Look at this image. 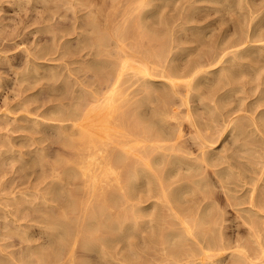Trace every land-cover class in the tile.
Segmentation results:
<instances>
[{"label":"bare ground","instance_id":"bare-ground-1","mask_svg":"<svg viewBox=\"0 0 264 264\" xmlns=\"http://www.w3.org/2000/svg\"><path fill=\"white\" fill-rule=\"evenodd\" d=\"M26 1H28V0H25L24 4H20L19 7H21V5L27 6ZM61 1L62 0H60L59 3H61ZM89 1L90 0H82L81 4L87 6L88 4L91 3ZM91 1H93V0H91ZM102 1H99V2L104 3ZM121 1L122 0H118L117 2H115V3H117V5H115V6H108V8L106 7V9H107V11L105 10L106 12L103 10L104 14H105V15L103 14L105 16V18L101 17L103 19L102 20L103 22L100 20L102 22V23H99L100 27H96L95 30H93L94 32L92 31V33H98V36L100 34V35L104 36V37L102 36L103 38L107 37L106 39H109L108 43H109V41H110V43L108 45H110L112 47V49H110V51H107V52H110V55L112 56L110 58L111 59L113 58L114 60H109V58L107 57L109 54L108 55L104 54L108 58L107 60H104V61L94 58L97 54H100V56L102 54V53H100L103 50L102 49L103 47H101L102 41L100 40V38L98 41L92 40V38H90V39H88V42L86 41V39L84 40L86 42H83L84 43V49L85 50L88 49V52H86L84 55H88V57L93 56L91 59L85 60V62L83 61V59H80V61L82 60V62L86 63V66H87V68L85 66V68L87 70L85 71L84 76H85L86 80H87V78L90 79V77L93 78V82H96L95 84H97L96 87L94 86L96 89L93 88L94 90H92V88H91V92L86 93L87 96H85V93L83 94V92H82V96H81V94L79 96L78 93L80 91L78 92L77 91L78 89H74V88H76V87L79 88L80 86H82V84L85 83L84 79L83 80H81V79L65 80V81H63L62 85H61V83L59 84L61 86H57L58 88H54L55 90H59V91L62 90L63 91V90H67L68 88H70L72 86L71 88L77 92V97L75 96V97H71L68 99L75 101L77 103L78 107H76L75 102L72 106H70L73 102V101L71 102V100H70V103L68 102L70 104L69 105L70 107H65L68 105V104L65 105L66 102H65V104H62V102H61V104L58 103L57 105L55 103V105L49 107L50 112H51V118L50 119L52 121L56 122L54 124L41 122L40 120H38L36 118L37 115H35L36 117H31L28 110H26V112L24 114H21L18 116H16V115L14 116L13 115L14 113L9 112V111H6V112L0 111L1 112L0 113V119H4V120H0V130H1V127L7 128V125L12 124V126H14L15 128H18V130L22 129V132L24 130L27 133L30 132V134H31V133H34V131L38 130V132L40 133L41 131L39 129L43 125L44 128L46 127V128H50V129L55 130L54 133L56 132L55 134H57V135H55L57 137V140H55L56 138L54 139L55 142L59 141L60 144L63 145L65 148L67 147V149L70 147L68 149V153L70 156H68V158L65 157V162L62 164L63 175L65 172L64 170H66L68 172V176L66 177L67 181H65V179H62V181L64 180L63 182H64V185L66 184V188L68 185H71V187H74L73 188L74 190L72 189L69 192H67V194L65 193L66 197L59 200L58 199L59 197H56L57 195L55 196V194H54L55 189L53 188L54 186H57V187L61 186V185H59V183L61 182L60 179L58 180V181H60L58 184H56V181H55V178H57L56 177L57 172L55 173L56 169H54V166H52L53 168L50 170V172L52 171L54 173L51 176V178H49L45 174V172H46L45 170H47V169L43 170L42 169L43 166L39 165L41 167V172L39 170L40 174L37 177L38 179L37 178H35V179L44 183V185L43 184L42 185L45 186V188H44L45 190L43 189L44 192L42 194L40 192V194H39L40 196L37 195L39 197V198L37 197V199L40 200V199L46 198L52 204L53 203L57 204L55 208L58 207L59 209H66V210L71 211V212H78V214L76 213V215H73V216H77V215L79 216V213H80L79 217L71 218L70 217L71 213H68L70 215H67V213L65 211V213L67 215L66 216L65 213L61 214V212H63V210L59 211L56 209L57 212H60V216H62L61 219H57V217L54 214H51L50 211L47 212L49 209L47 211L46 210L38 211V208L36 206L32 207L33 204H30V207H29V209L32 208V210L28 211V208H27V211L25 210L26 212L24 210H23L24 212H22L21 210L14 209V207H13L14 210L11 208V210H13L11 214H13V213L15 215L17 214L18 216H16V217H18V218L20 216H23L24 220L28 216H31V218L29 219V220H31V219H33V217H34V219H37L39 216H41V214L45 215L44 220L41 218L42 217L41 216V217H39L40 220L38 219V221H39V223L42 222V220L45 221L42 224L40 223L41 225H44L46 223V224L53 226L52 229L54 231L49 229L50 232L52 231V233L49 234L47 231V235H46V239H48L47 238L48 236L52 237V238L50 237L48 239L49 241L52 239V241L49 242L47 240L50 243L49 246H51V248L48 245H47L48 246L47 247L46 243H44V244L47 248H49L48 252H46V251L43 252L40 249H35V247L38 248L39 244H37V246H34L31 248V245H34L35 243L34 244L30 243L31 244L30 245L28 243V239H27V244H29L30 246L28 245L26 247L29 250H31V249L33 250V248H34L35 254H34V251L32 254L30 253L31 255L28 253L29 256L24 257V259L21 258V260H19V262L16 261L18 258L16 260L12 259L11 257H7L5 259V257H6V256H4L5 254L0 255L1 257L3 256V258H4L3 259L0 257V264H14L15 262H16L15 264H119L117 262V259H116L117 256H119L121 258V260L123 261L124 264H145L141 260V255L139 254V251L137 248V246H138L137 239L139 237L138 233H139L140 229L142 230V228H141L142 225L140 226L139 224H142L140 222L143 218L149 219V222H148L149 224L147 223L148 219L146 220V223H147L146 226H148L150 229L149 232L147 231L148 233L145 232V233H147L146 235L143 234L140 237L141 240L143 241L145 249L150 248V246H152V244L155 242L160 243V235L163 236L161 234V232L164 231V230H162L163 228L161 229L162 230L161 231L160 227L164 226V228H165V226H167V225H163V223L165 224L166 222H168V221H165V217H167V216H169L170 218H171V216H173V217L174 216H191V217H189V219L190 218H192V220L198 219V221H200L203 225H206L207 232L208 231L209 232L207 233L204 229H203V231L201 229V231H200L201 235L199 234L198 238L194 237V240H197V242H194V244L195 245H197V244L201 245L202 244V246H200L201 249L197 248V246H195L193 243H192V245L187 244L188 240H190V237L193 238L195 233H194L193 229H192V231H193L194 235L192 234L191 231H190L191 233L188 232L189 229L185 225V220L182 217L181 218L178 217V218H180L179 223L181 225H184L187 228V229H185L186 233L183 230H181L182 227L180 229L177 227H175L174 229H169L168 235L171 234L174 238L175 237L176 238H175V240L171 241L170 243H168V241H167V244H165L166 245L165 247H168V246L171 247V248L168 247L169 249L167 248V250H172V253L175 256L183 255L185 253V251L188 252V255L190 254L189 258H191L190 261L187 260L188 261L187 263H189V264H208L209 261H207V259L210 258L211 255L204 254V252H203L204 255L202 254L201 255L202 258L200 259L199 258L200 256H198L201 254L200 251L203 249H206V250L213 249L214 250L215 248L217 250L218 247L223 246V245H221V243L224 244L222 232L221 233L219 232L217 225H216L217 226L216 231L214 228L212 229V227H215V226H211L210 223L212 222V225H214V223H213V221L210 220V217L209 218L207 217V216H212L211 217V219H212L213 216H214V218H215V216L216 217L221 216L220 215L221 213H219L218 209L214 205H211L213 198H212V195H211V197L209 195H210L212 190H210L209 188H208L209 190H206L207 188H205V187L209 184L206 181L210 178L209 176H211L213 174L214 176L213 175L211 176V177H213V179H214V177L218 178V180H220V181L226 179L229 182L232 181V183H233V181L237 182L239 180L238 178H242L243 174H241L242 171L239 170V172H237V173H239L241 175V177H238L240 175L237 173H234L232 171L233 168H231V166L232 165L234 166L235 165L234 163H236V162L233 163V160H235L237 158L236 160L238 161V158H239V156H237V157L234 156V158H235L234 159V158H232L233 156L232 157L230 156L232 154L233 148H232V151H230L231 154L229 152L230 155H228V156H225L226 154L225 155L222 154V152H225V151L220 152V154H222L221 157L217 156L218 153H216V152H215V154H213V150L216 147V146L214 147L216 140H212L211 136L212 135L214 136V134H223L224 136H222V137L225 138L227 136V139L229 138V136H232L233 140L236 138L237 139L238 138L243 139L244 136L246 137V135H248L250 127H251V130H250L251 133H253V134L259 133L260 137L263 136V133H264V75H262V72L259 73L260 70L258 67H256L257 64L253 65L254 68L251 64H253V62H255V61L264 60V43H262L264 40V31H263L264 29L262 30V28H264V24L262 23L263 22L262 19L259 21L255 20V17H256L255 15H258V12H260L259 15H261V16L264 15V8H262L263 6H260L257 8L256 7H249L248 8V4H247V5H245V6H247L246 7L247 11H245L246 10L245 7L243 9V6H241L245 0L244 1L243 0H230L229 1V4H230L229 7L230 8L236 7V8L241 10V7H242V12L240 10H238V12L240 11L239 12L240 17L237 16V18L239 17V20H240V18L244 19V17L246 16L245 13L248 14V25L246 24L247 26L243 28L244 25L242 24V22H244V21L241 20V22H240L238 20L241 23L240 24L241 27L236 25V23L233 24L234 26L236 25L239 27L237 29V31H234L235 32L234 36L236 35V37L231 35V38L227 39V36L230 37V35H228L227 32H226V36L221 35V34L220 35L217 34L219 36L218 37L216 34H214L218 38L210 41V37H209V39H208L210 41L209 46H208L209 48L204 50V51L202 50L201 52H200V50H201L202 46L199 48L200 45H198V43L195 40V42L197 43L196 46L198 45V52L196 49H195L196 51L194 49L193 50H194V52H197L198 55L196 53L195 54L196 56L194 55V57L192 58L191 55L194 54V52H192V54H191V52L189 51L191 54L189 56H191V58L189 57L184 62L183 61L181 62L180 59H173L172 58V56L175 54L174 52L181 51L182 49L177 50V48H178L177 46L179 45V44L177 45V43L179 42V40L177 42L176 38L178 39L179 37H178V35L174 36V34H175V32L173 33L174 29L171 28L173 25L171 27L169 26L171 18L169 19V17L166 16V15H169V14H166L167 12L166 13L163 12L164 8H162L163 10H162V12H160V26H162L164 29L160 31L158 28V30L160 31V34L167 35L169 40L167 39L168 41H164L160 44L157 43L160 47L159 48L160 52H157V53L155 52L156 54H154V52H153V54L150 53L151 50L154 51L155 48H153V46L151 44H147V38L150 37L149 39H151L152 36L154 37L155 36L154 30H156V29H154L153 32H151L149 28H148L149 30H146L148 26L146 25L147 27H145L144 24H147L148 22H145L144 24L142 23L144 28H145V31H144L145 34L141 33V30H143L144 28L142 27L140 22H143L145 19H148L149 17L156 18V20H158L157 16L155 15L156 17H154L153 15L156 14L157 7H159L160 5L156 6V11L154 9H152L153 12H151V13L149 12L148 17H147L148 13H146L142 16V13H140V12H144L143 9H145L146 6L149 7V4H151V2L155 1L157 4V3H159V0H157V1L156 0H124L125 1V2L123 1L124 5L121 3ZM169 1L170 0H168L167 2H169ZM173 1H172V3H174ZM185 1H187V0H184V2ZM189 1L190 2L194 1V5H195L196 1H199V2H201V1L205 2L206 1V2H209V4H211V3L214 4V2H216V3L218 2L219 4L221 3L220 5H222L224 2H226L228 0H188L187 2H189ZM221 1H224V2H221ZM251 1L252 0H250V3H251ZM11 2H13V1H11ZM14 2L16 3V1H14ZM30 2L32 4L31 0H30ZM51 2H47V8L48 9H51L50 6H48V3H50V5L54 4V2L52 4H51ZM113 2L110 1V3L114 5L115 3H113ZM119 2L122 5H119ZM66 3L64 2L61 4H66ZM76 3H77V1H76ZM93 3H94L93 5H95L94 1H93ZM100 3H98V4H100ZM172 3L170 2V6L173 5ZM183 3H181L180 4L181 6H179L178 8L181 9V7L183 6ZM201 3H203V2H201ZM201 3H199V4H201ZM246 3L247 2L245 1V4ZM9 4L11 5V3H9ZM98 4L96 6L99 7ZM163 4L167 5L166 1ZM186 4L187 3H184V5H186ZM203 4L209 5L207 3H203ZM212 4L210 6H212ZM17 6H18V4H17ZM55 6H56V3H55ZM55 6H53V7H55ZM63 6H65V5H63ZM74 6H76V5H74ZM96 6H92V8L96 7ZM173 6H175V5H173ZM191 6L192 5L190 3V7ZM195 6H192V7H195ZM199 6L201 7V5H199ZM214 6H216V4ZM219 6L217 8H219ZM225 6H227V5L225 4L224 6H220V8L224 9ZM89 7H91V6H89ZM147 7H146V9H147ZM161 7H160V11H161ZM185 7L187 8L188 6H185ZM190 7H188V10L191 9L192 14L194 13L193 12L194 10H197L199 8V7H196L194 9V8H190ZM0 8L2 9L1 6H0ZM97 8H94L93 11L91 10L92 12L89 11L90 14L91 15L93 13L99 14L98 12L101 10H100V7L98 9ZM167 9H165V10L167 11ZM169 9L171 10V9H173V7L169 8ZM169 9H168V11H169ZM174 9L176 10L177 8L174 7ZM175 10L170 11L171 14ZM199 10H200V8H199ZM217 10H219V9H217ZM217 10L215 9L212 11L217 12ZM225 10H227V9H225ZM177 11H179V10H177ZM102 12H100V13H102ZM180 12H185V11H182V9H181ZM219 12H220V10H219ZM223 12H224V10H223ZM226 12H224V13H226ZM218 13H216V14H218ZM224 13H222L223 16H224ZM230 13H231V11H230ZM90 14H89V16H90ZM134 14H136V15H134ZM177 14H179V13L177 12ZM177 14H176V16H177ZM187 14H188L187 18H184V16L182 17L180 15H179V18L182 17L181 18L182 21H183V18L186 19L187 23H188L189 22L188 18L190 17V13H187V11H186L185 15H187ZM207 14H208V11H207ZM93 15H95V14H93ZM93 15H92V17L94 18L95 16H93ZM126 15L128 16V18L126 17ZM133 15L136 18L133 17ZM145 15L147 18H145ZM181 15H183V14H181ZM235 15H237V14H235ZM89 16H88V18H89ZM118 16L119 17L121 16L120 21H118L119 19L117 20ZM171 16L172 15H170V17ZM229 16L231 17L232 15H229ZM86 17H87V15H86ZM123 17H125V18H123ZM213 17H214V14H213ZM215 17H216V15H215ZM93 18H90V19H92V21L90 20V22H93V20H95ZM218 18H221L219 14H218ZM234 18H236V16ZM39 19H42V17ZM43 19H46V17L45 18L43 17ZM134 20L140 21V22H137V26L139 25L138 23H140L139 28L137 26H135L134 24H132L133 22H136ZM150 20H152V19H150ZM174 20H176V18H174ZM54 21H53V23H54ZM176 21H178V20H176ZM205 21H207V19L202 21V22H205ZM217 21H219V20H217ZM221 21H224V20H221ZM157 22H155V23L157 24ZM184 22H186V21H184ZM184 22H182V23H184ZM239 22H238V24H239ZM155 23H151V24L153 25ZM174 23H175V21H174ZM182 23H181V25H182ZM187 23H184V25H186ZM232 23H234V22H232ZM172 24H173V21H172ZM38 25H40V24H38ZM38 25H36V26H38ZM52 25L53 24H51V26ZM133 25L136 28H134ZM148 25H150V23H148ZM202 25H204V30H205L210 25V22L203 23ZM213 25H214V23H213ZM215 25H217V24H215ZM1 26H2V23H1ZM54 26H55V24L52 26V28L56 29L57 25L55 27ZM154 27L155 26L153 25L152 28H154ZM156 27H157V25H156ZM43 28H45L44 30H49V29H46V26ZM43 28L41 30H43ZM52 28H50V29L53 30ZM137 28H138V30H136ZM191 28H193V26ZM1 30H2V28H1ZM51 30H50V32L52 33V35H55V34H53V31H51ZM175 30H176V28H175ZM195 30H197V28H194L193 31H195ZM223 30H225V29H223ZM60 31H61V29H60ZM17 32H18V30H17ZM46 32L47 31H45V33ZM75 32H76V30H75ZM137 32H139V33H137ZM197 32L200 33L199 31H197ZM201 32H202V30H201ZM205 32L206 31H204L202 34H204ZM19 33L20 32H18V34ZM207 33H208V31H207ZM207 33H205V34L207 35ZM216 33H218V32H216ZM123 34H125L124 37L128 34L129 37H131L135 40V43H136V39L139 40L138 44H140V41L143 42V40L141 38L144 37L146 43L144 42L143 46H144V44H146L145 45L146 48L144 49V47H142L144 50L142 48H141L142 50H140V48H139V50H137V49L134 50L135 48L134 49L129 48L128 45L126 46V42H125L126 40L122 36ZM139 34L141 35V37ZM13 35H14V33H13ZM40 35L41 34H39V36ZM52 35H51V37L53 38L54 36H52ZM143 35H145L146 37ZM157 35H159V34L156 33V36ZM192 35H193V33H192ZM206 35H205V37H207ZM209 35H211V34H209ZM201 36H203V35H201ZM216 36H214V37H216ZM232 36H233V38H232ZM11 37H13V36H11ZM129 37L126 36V39ZM157 37H155V38L157 39ZM3 38H1L0 45L3 44V43L1 44V42H3L2 41ZM48 38H50V37H48ZM54 38H56V36ZM131 38H129V39H131ZM155 38H154V40H156ZM196 38L197 37H195V39ZM201 38L202 37H200V39L199 38L198 39L201 40ZM42 39H43V36H42ZM94 39H96V38H94ZM149 39H148V41H149ZM192 39H193V37H192ZM90 40H92V41H90ZM106 41L107 40H105V42ZM127 42H128V40H127ZM129 42H132V40L131 41L129 40ZM142 42H141V46H142ZM158 42H160V41H158ZM173 42H177L176 45H174ZM202 42L204 43L205 41L202 40ZM53 43H54V41H53ZM53 43H51V46L52 45L54 46ZM71 44H73V43H71ZM106 44L107 43L103 44L102 46H105ZM138 44H136V45H138ZM157 44H155V45H157ZM6 45H8V44H6ZM9 45L11 46L12 44H9ZM46 45L40 46L39 47L40 49H37L38 52L36 51V53H33V52L32 53L36 54L38 56L37 53H39V50L45 51L44 53L40 52V54H43L46 57V53L51 50L49 48L50 45L49 46L48 45L46 46ZM149 45H151L152 47L150 46V48H153V49H149ZM10 46H8V49L12 48ZM100 47H101V51H100ZM13 48L15 49V47H13ZM56 48H58V46ZM105 48H106V46L104 47V50H105ZM182 48L185 49V47H182ZM187 48H189V47H187ZM5 49L4 48L2 49V46H1V50H5ZM32 49H33V47H32ZM147 49H149V51H147ZM252 49L253 50L256 49V50H254L252 52L251 51ZM53 50H54V48H53ZM61 50H62V48H61ZM80 50L83 51V48H81ZM104 50H103V53H104ZM30 52H31V50H30ZM54 52H55V50H54ZM62 52H65V50ZM248 52H250V53H248ZM51 53H52V51H51ZM80 53H82V52L79 51V54ZM245 53H248V55H246ZM26 54L27 55H24L25 60L27 59V56H29V54H30L28 50L26 51ZM31 54H30V56H31ZM79 54H78V56H79ZM244 54H245V56H244ZM47 55H48V53H47ZM176 55H178V54H176ZM179 55H181V54L179 53ZM1 56L2 55L0 54V58L3 57V56L2 57ZM49 56H50V54H49ZM175 56H173V57L175 58ZM9 57H8V59H9ZM49 58H51V57H49ZM76 58H77V56H76ZM6 59H7V56H6ZM10 59L13 60L12 55H11ZM29 60H27V62H25V64H27V69L31 70L30 71L31 73L29 72V74L31 75V78L34 80L35 77L32 76V72L34 71L33 67L36 68V65L38 63H36V65H34ZM31 60H32V58H31ZM45 60L47 61V62L45 61L46 64L50 61L47 59H45ZM5 62H8V61L6 60ZM12 62L13 61L10 60L9 63H12ZM34 62H39V60L38 61L34 60ZM0 64H1V62H0ZM4 64H5L4 67L7 66V63H4ZM32 64H33V66H32ZM11 65H14V64H11ZM39 65H40V63H39ZM50 65H52V64H50ZM8 66H9V64H8ZM53 66L54 65H52V67ZM262 67H264V65ZM9 68H8V70H9ZM23 68L25 69L24 66H23ZM13 69H11L12 74H14L16 76ZM5 70H6V68H5ZM26 70H24V72ZM54 70H57V67L56 68L54 67ZM71 70L73 71V69H70V71ZM52 71L53 70L51 69V66H50L48 75L54 77L55 71H53V72ZM59 71H60V69H59ZM59 71H58V73H59L58 75H56L54 78L52 77L53 78L52 81L55 79L54 81L56 82L57 77L59 75L63 74V72L60 74ZM67 72H69V71H65L66 74H68ZM252 72H254V73H252ZM7 73H5V74H7ZM9 73H11V72H9ZM22 73H23V71H22ZM22 73L20 72L19 76H20V79L22 81H24L29 76H28V74H26L28 72L23 73V74ZM46 73L47 72H45V74ZM65 73H64V75H65ZM18 74H19V72H18ZM70 74L71 73L69 72L68 76ZM61 76H63V75H61ZM68 76H67V78H68ZM249 76H251V77H249ZM36 78H38L37 80H39V77H36ZM49 78H51V77H49ZM154 78L160 79V80L157 81ZM7 79L9 81V78H7ZM54 81H53V83H54ZM49 82H51V81L49 80ZM156 82L160 83L159 84L160 89H158L159 87L155 88L156 86H154V85L157 84ZM0 83H1V80H0ZM245 84H247L250 87V89H252L253 91H254L255 87H256V89L257 88L259 89L257 92L254 91L255 93H257V96L254 99H252L254 101H252V102L250 101V103H248V104H244V102H243V101H245L244 98L247 99V96L249 97V95H247L249 93L246 92L247 93L246 94L244 92V89H243V87H244L245 90H248V89H246L247 85L245 87ZM47 85L45 88H47ZM49 85H52V83ZM72 89H71V91H72ZM75 91H74V93H75ZM143 91H145V92H143ZM147 91L149 94L160 99V100L157 99L160 101V104H159L160 107L158 106L159 108L150 105L152 108V113L154 110L153 107L156 108L155 110L157 112H158L157 109L160 110L159 111L160 113L158 114V115H160V119H158V122L157 121L152 122L153 121V119H152V121H150V122H152L153 124H151V127H149V125H148V127L146 128L144 126V124H142V125L140 124V122L142 123L141 120H143V119L140 120V117H141L140 115H138V116H140L139 117L140 122L138 124H137L138 119H136L138 117H136V118L133 117L132 121L135 119L137 121L136 122L134 121V123L131 122L130 121L131 117H129L128 111L131 108L133 109V106H135L134 103H132L135 99L132 100V102H131V97L133 96L134 98L135 97L137 98L138 94L136 92H138V93L143 92V94H144ZM19 92H22V91L20 90ZM85 92H86V90H85ZM24 93H25V91H24ZM230 93L235 94V95L230 96ZM60 94H62V93H60ZM65 94H67V92ZM21 95H22V93H21ZM21 95H20V97H21ZM74 95H76V94H74ZM135 95H137V96H135ZM193 95L196 96V100H198L202 104L201 105L202 108L207 109L206 112H207V114H209L208 118L204 117V115H205L204 111H203L204 115L200 114L202 112H199V113L197 112L198 114H200L198 116L196 113V110L199 111L197 109V107L190 105V103H192L194 101ZM140 96L142 97V94ZM140 96H139V98L142 99ZM144 96H146V98H144L146 100L147 94L146 95L144 94ZM251 97L252 96H250V98ZM66 98H67V96H66ZM80 99H85V101L83 100V103H82V101L81 102L79 101ZM140 99H138V100H140ZM205 99L208 100L207 103H209V101L212 103V108L208 107V106H210V103L207 105L206 103L202 102ZM58 101H60V100H58ZM78 101H79V103H78ZM140 101L137 102L135 108H137V107H139V105H141ZM24 102H25V100H24ZM143 102H144V100H143ZM232 102H234V103H232ZM130 103H132V105ZM146 103H148V102H146ZM157 103H156V105H157ZM74 105H75V107L73 109ZM144 105H145V103H144ZM130 106H131V108H130ZM5 107H8V105ZM5 107H4V109H5ZM21 107H19V108H21ZM141 107H142V105H141ZM10 108H11V106H10ZM258 108H260V109H258ZM20 110L22 111L23 109H20ZM47 112H48V109H47ZM53 112H55V115H56V113L58 115H56V116L53 115V116H55V117H53L52 116V114H54ZM236 112H239L241 114L239 116H236V115H234ZM9 114L10 115L12 114V116H10ZM132 114H135V113L132 112ZM135 115L137 116V114H135ZM153 115L156 116L155 113H153ZM46 116L47 115H45V117ZM144 116H146V115H144ZM128 117H129V119H128ZM202 119H205V120H202ZM182 120H184L185 123H183ZM237 121H238V123L241 121H243L245 123H242V125L239 126L238 123L236 124ZM21 123H23V124L21 125ZM139 124L141 125V129L139 128V126H136ZM183 124L187 125L186 129H189V132H191V134L194 135V136L192 135L193 137H191V135H189L190 138H192V141H190V143H188V145H186L187 141L183 138L184 133H185V132L183 133V131H182L183 130L182 127H184ZM143 126H144V128H142ZM137 127L139 128L140 131H138ZM242 127H245L244 128L245 130ZM247 127H249V128L246 131ZM11 128H10V130H11ZM15 130L16 129H12L11 131L15 132ZM18 130H17V132H18ZM6 131H7V129H6ZM48 131H50V130H48ZM42 132H44V131H42ZM146 134H147V136H146ZM150 134H151V136H150V140H149L147 138L149 137ZM0 135L2 136L1 133H0ZM186 135H188V134H186ZM249 135H251V134H249ZM8 136H10V135H8ZM29 136L27 135V137H29ZM31 136H34V134H32ZM43 136H44V134H43ZM259 136H256V138H260ZM22 137L25 138V136H22ZM39 137H41V136H39ZM5 138L6 137L4 136V140H5ZM36 138H38V137H36ZM213 138L217 139L216 137H213ZM13 139H17V138H14V136H13ZM32 139H34V138H32ZM222 139L220 142H222ZM237 139H236V141L240 140V139H238V140ZM19 140L20 139L18 138V142H19ZM44 140H42V141H44ZM153 140H155V141H153ZM233 140H230V142H233ZM261 140H263V139L261 138ZM22 141H23V139H22ZM29 141H31V140L29 139ZM225 141L226 140L224 139L223 142L225 143ZM6 142H7V140L5 141V143ZM133 142H135L137 144L140 143V144H139V146H137V144L134 143L136 145L135 146L136 148L133 146L134 148L129 149L130 144ZM150 142H152V143H150ZM230 142L228 141V143H230ZM245 142L248 143L247 141H245ZM245 142L243 141L244 144H245ZM226 143H227V141H226ZM260 143H262V141ZM3 144H4V142H3ZM189 144H191L195 148L193 149V147L192 146L190 147ZM252 144H251V146L253 147L254 145H252ZM262 144H263L262 146H264V143H262ZM10 145H12V144L9 143V146ZM39 145H40V143H39ZM232 145H234V144L232 143ZM232 145L230 144L231 147H232ZM241 145L239 146V144H238L237 147L241 150V152L242 151L244 152L243 154H245V152L252 151V150L248 149V146L246 147L247 149H242L244 147H243V145L242 146ZM245 145H247V144H245ZM260 145H258L259 148L257 146H255V147H257L260 150V148H262V146L260 147ZM16 146H14V147L16 148ZM54 146H56V145H54ZM21 147H23V146H21ZM0 148H1V146H0ZM17 148H16V150H17ZM257 148L253 149L254 152H252V155L254 154V156H256L255 155V149H257ZM4 149L6 151L5 145H4ZM24 149L26 150V148H24ZM13 152L14 151H12V153ZM17 152L19 153V151H17ZM30 152H32V151H30ZM153 152H155V154H153ZM226 152H227V150H226ZM4 153L5 152L3 151V153H2L3 156H4ZM20 153L22 155V152H20ZM145 153H147V154H145ZM192 153L194 155H192ZM2 154L0 153L1 157L4 158L2 156ZM40 154H42L41 151H40ZM14 155H15V153H14ZM151 155H153V156L151 157ZM238 155H241V154L238 152ZM246 155H248V153H246ZM249 155H250V153H249ZM22 156H20V158H17V159H22ZM42 156H44V155L42 154ZM147 156L150 158H148ZM222 156H224V157H222ZM251 156H248L249 158H247V159L253 160L254 164L257 165L258 162H256V160L254 158L251 159L250 158ZM36 158L38 159V157H36ZM198 158H200V161L197 163L196 159L198 160ZM242 158H243V156H242ZM256 158L258 159L257 156H256ZM244 160H245V158H244ZM261 160H263V161H261ZM1 161H3V159ZM18 161H20V160H18ZM25 161H27V160H25ZM239 161H240V159H239ZM257 161H259L261 163L263 162L262 164H264L263 158L262 159L259 158ZM14 162H16V161H14ZM247 162L248 161L246 160V163ZM248 164H249V162H248ZM254 164H250V165H252L254 167ZM262 164H260V165H262ZM0 165H2V164L0 163ZM60 165H61V163H60ZM136 165L137 166L141 165V166L137 167ZM154 165L157 167L160 166V169L156 168V169H159L157 172H156V169L154 171L152 169V167ZM23 166H25V165H22V167ZM235 166H237V165H235ZM257 166L255 169H257ZM0 167H2V166H0ZM50 167H51V165H50ZM261 167H263V166H261ZM261 167H260V170H261ZM23 168L25 171V167H23ZM44 168H46V167H44ZM47 168H49V167H47ZM59 168L61 169V167H59ZM181 168L184 170L182 171ZM235 168H234V170H235ZM238 168H241V164L238 165L236 169H238ZM249 168H247V169L249 170ZM2 169H3V167H2ZM119 169H121V170L117 171ZM247 169H246V171H247ZM242 170H244V169H242ZM260 170H259V172H260ZM15 171H17V170H15ZM159 171H160V174H159ZM250 171L253 172L252 169ZM19 172H22V171L20 170ZM255 172H257V171H255ZM46 173H49V171ZM254 173H253V176L258 175V174H254ZM263 174H262V176H263ZM244 175H246V173H244ZM249 175H250V172H249ZM249 175H248V177L250 178L251 176H249ZM48 176H50V175H48ZM206 177H207V179H206ZM255 177H257V176H255ZM60 178H62V177H60ZM172 178L176 179V180L174 179L175 182ZM179 178H181V179H179ZM246 178L247 177L245 176V179L244 180L242 179L243 182H245V180L248 181ZM263 178H264V176H263ZM261 179H262V177H261ZM26 180H27V178H26ZM181 180L183 181V183L182 184L180 183L181 184V185L179 184L180 186L174 185V184H177V182L181 181ZM252 180L254 181L255 179H253V177H252V179L249 180V181H251V184L253 182ZM239 181H241V180H239ZM261 181L259 182L260 184H261ZM263 181H264V179H263ZM123 182L124 183L126 182V184L124 185ZM217 182H219V181H217ZM35 184H36V182H35ZM223 184H224V182H223ZM36 185H34V186H36ZM40 185H41V183H40ZM136 185H138V188L136 187V189H135ZM241 185H242V182H241ZM41 186H38V187H40L39 190L36 187H35L36 189H34L32 187V189L36 190L35 195L37 193H39L38 191H41L40 189L43 188V186L42 187ZM196 186L198 189L196 188ZM199 186H200V189H199ZM252 186H253V184H252ZM203 187L205 188L206 192H204ZM218 187H220L221 189H224L222 182H220ZM256 187H259V186H256ZM261 187L263 188V186H261ZM261 187H259V189ZM59 188H61V187H59ZM63 188H64L63 190H65V187H63ZM201 188H203V189L201 190ZM67 189H71V188H67ZM239 189H240V187H239ZM57 190L60 191V189H57ZM57 190H56V192H57ZM61 190H62V188H61ZM63 190H62V193H59V194L63 195V192H66ZM192 190H195L196 193L198 190H200L199 191V194H200L199 197L197 195L198 193L194 195L193 194L194 191H192ZM231 190H232V187H231ZM246 190L247 189H245L244 192ZM30 191H32V190H30ZM228 191H230V189ZM260 192L262 193L261 189H260ZM189 193H191V194H189ZM246 193H248V194L247 195L245 194V197H244L245 199L244 198L239 199L238 197H237L238 199L236 198L237 203L234 202L235 198H233L234 201L232 200V203L233 202L235 203V204L233 203V206L239 205V204L244 205L245 204L244 202H246L248 204V207H246L244 209L242 207L241 210L239 209L240 207H238V209L242 213L244 212L246 214V216H248L247 218H249V216H251V217L254 216V219H255V217L264 219V197L262 195L256 194L257 192H255V188L248 189L246 191ZM258 193H259V191H258ZM30 194H31V192H30ZM234 194H235V191H234ZM23 195L25 196V193H23L22 197L20 196V198H23ZM153 195H154V197L156 195V197H157L156 199L159 200V202H157V201L156 202L159 205L156 202L152 203L149 205L151 207V209H149L148 207H145V206H142L139 204L140 202L143 203L145 200H148L147 199L148 197H150V198H151V196L153 197ZM206 195H208L209 198H212L210 205H209V202L206 203L207 201L205 202V204L200 203V200L201 199L203 200L204 196H206ZM61 196H60V198H62ZM28 197L29 196H26V198H28ZM26 198L24 197L25 201L23 200V204L26 202V200H27ZM3 199H4V196H3ZM12 199L15 200V198L13 196H12ZM198 199H200V200L198 201ZM228 199L231 200L232 198L229 197ZM20 200H22V199H20ZM205 200H207V199H205ZM224 200H227V199H224ZM32 201L34 202V200H32ZM3 202H5V201L3 200ZM27 202H26V204H27ZM42 202H40V203L42 204ZM55 202H58V203H55ZM37 204H38V202H37ZM3 205H5V203ZM226 205H228V204H226ZM6 206H8V203H6ZM10 206H12V204H10ZM78 206H82L81 209L77 208ZM156 206L160 207V208L157 207L158 209L156 208L157 211L160 210V212L156 211V209H155ZM18 207H20V209H21L20 204L19 205L17 204V208ZM110 207L111 208L118 207V208H120V210L114 212V214H113L112 211L108 209ZM22 208H26V206H22ZM51 208H52V206L50 207V209ZM53 208H54V206H53ZM1 209H2V207H1ZM153 209H154V212H153ZM213 209L215 212L213 211ZM3 210L4 209H2V212H3ZM148 210H150V211L148 212ZM211 210L214 212L213 214H210V212H212ZM239 210L237 211L238 213L240 212ZM208 211H209V214H208ZM0 212H1V210H0ZM241 212L239 213L240 215H241ZM38 214H39V216H38ZM53 215L56 217V219L53 217ZM1 216H3V214ZM25 216H27V217H25ZM35 216H38V217L35 218ZM163 216H165V217H163ZM169 217L167 219L169 220V222H171L172 219H169ZM6 218H8V217H6ZM18 218L16 220H18ZM21 218L22 217H20L19 219L22 220L23 218L22 219ZM43 218H44V216H43ZM52 218L54 220H52ZM217 218L219 220L221 219L219 217H217ZM244 218H246L245 215H244ZM34 219L31 221H37ZM252 219H251V221H253ZM29 220H27V222ZM38 221H37V223H38ZM144 221H142V222H144ZM188 221H190V220H188ZM222 221L223 220H221L220 222H222ZM254 221H256V219ZM246 223H247V221H246ZM259 223L260 222H258V224ZM2 224H5V221H3ZM13 224H14V222H13ZM215 224H216V222H215ZM256 224H254V225H256ZM49 225H48V227H50ZM173 225H175V224H173ZM208 225L211 226L210 229H212L213 232L209 229ZM14 226L15 225H13L12 228ZM253 226L251 225V229ZM259 226H255L254 229L256 230V228ZM5 227H6V225H5ZM19 227H21V226H19ZM19 227L17 226V229ZM15 229H16V227L13 229H8L7 231L13 230L14 232L7 233L8 237H7V235L5 237L11 238L12 235L13 236L16 235L15 231L17 229L16 230ZM5 230H6V228L4 229L3 232L0 231V233L1 234L4 233ZM146 230H148V229H146ZM249 230H250V227H249ZM259 230H261V228L257 230L260 233ZM17 231H19V230H17ZM21 231H19V232H21ZM210 231H211V233H210ZM203 232L204 233L206 232L208 235H206V233L204 234ZM22 234H23V231H22ZM24 234H26L28 236L27 233H24ZM254 234H256V233H254ZM17 236H19V235H17ZM0 237H1V235H0ZM2 237L5 239L3 234H2ZM72 237H73V239H71ZM258 237H261V233H260V236H258ZM7 238H6V240H7ZM13 238H15V236ZM24 238L25 237H23L22 239H24ZM27 238H29V236ZM261 238H263V237H261ZM163 240H164V237H163ZM257 240H259V239H257ZM25 241L26 240H23V242H25ZM246 241H247V239H246ZM11 242L14 243L13 240L10 241V243ZM18 242H19V239H18ZM5 244H6V242H5ZM5 244L3 243V245H5ZM41 244H43V243H41ZM256 244H258V243L256 242ZM0 245H2V244H0ZM77 245H78V247H77ZM199 245H198V247H199ZM239 245H240V243H239ZM243 245H244V243H242V245H240V246H243ZM11 246H14V245H11ZM19 246H22V245H19ZM23 246H24V244H23ZM185 246L187 247V249L185 248ZM248 246H249V244H248ZM2 247H4V249H6L5 248L6 246H2ZM2 247L0 246V251L3 249ZM24 247H23V249H24ZM224 247H226V246L224 245ZM44 248L45 247H43V249ZM47 248H45L44 250H46ZM77 248L78 249L81 248L83 250L82 253H85V252L94 253L96 260L95 261H93V260L89 261V259H87L88 257H86V255L84 258H86L87 260H85V259L80 260L75 255L76 251H78ZM252 248H254V246H251L252 251L246 247V249L244 248L243 250L237 251L236 253L231 252L228 254H230V256L235 259V260L233 259L234 260L233 262L237 263V264H264V243L259 242V244L257 245L256 248H254V249H252ZM28 249H27V251H28ZM75 249H76V251H75ZM25 250H26V248H25ZM25 250H24V252H25ZM11 251H12V249H11ZM18 251H16V252L19 253ZM27 251L25 253H27ZM66 251H67V253L64 255V253ZM79 251H81V250H79ZM151 251H152V249H151ZM13 252H11V253H13ZM207 253L210 254V252H207ZM32 255H34V258H32ZM74 255L76 256L77 259H75ZM170 255H169V257H170ZM184 255H186V257H188L187 253ZM55 257L57 258V260L54 259L55 261H51V259H53ZM196 257H198V258H196ZM8 259H11V260L8 262ZM174 259H175V257H174ZM145 261H147V260L145 259ZM147 262L149 264V261H147Z\"/></svg>","mask_w":264,"mask_h":264},{"label":"rangeland","instance_id":"rangeland-1","mask_svg":"<svg viewBox=\"0 0 264 264\" xmlns=\"http://www.w3.org/2000/svg\"><path fill=\"white\" fill-rule=\"evenodd\" d=\"M11 1H13V2H11ZM14 1H16V3L14 2ZM23 1V2H22ZM24 1L25 0H0V6L2 7V9L0 8V41H1V38H3L4 36V38L2 39V41L3 42H1V44L2 45H0V54L3 56H1L2 58H0V62H1V64H0V75L2 76H0V80H1V83H0V85L3 87H1L0 86V111L1 112H6V111H9V112H12V113H14L13 115L15 116H18V115H21V114H24L25 112H26V110H28L29 111V113H30V116L31 117H36L35 115H37V119L38 120H40L41 122H45V123H49V124H54V123H56V122H54V121H52L50 118H51V112H50V109H49V107H51V106H53V105H55V103H56V105L59 103V104H61V102H62V104H65V102H66V104L65 105H67V106H65V107H70V106H72L73 104H74V102L75 101H73V100H71V99H68V98H71V97H77V92L74 90V89H78L77 91L79 92L78 93V95L80 96V94H81V96H82V92H83V94L85 93V96H87V94L86 93H88V92H91V88H92V90H94V89H96L95 87H96V85L97 84H95L96 82H93V78L92 77H90V79L89 78H87V80H86V78H85V71L87 70L86 68H87V66H86V63H84L85 62V60H88V59H91L92 57H88V55H84L86 52H88V49H84V43L83 42H88V39H90V38H92V40H96V41H98L99 40V38H100V40L102 41V45L103 44H105V43H107L105 46H106V48H105V50H104V47L105 46H102L101 45V47H103L102 49L104 50V53H103V50H102V52H100V53H102L103 55L105 54V55H108L107 57L109 58V60H114L113 58L111 59L110 57H112L111 55H110V52H107V51H110V49H112V47L110 46V45H108L109 43H110V41H109V43H108V40L109 39H106V38H103L104 36L103 35H100L99 34V36H98V33H92V31L93 30H95V28L96 27H100V24L99 23H102L103 21V19L102 18H105V14H104V11L106 10L107 11V9H106V7L108 8V6H115V5H117V3H115V2H117L116 0L114 1V0H93L94 2H95V5H93L94 3H93V1H89V2H91L90 4H88L87 6H85V5H82L81 3H82V0H62L61 1V3H66V4H61V3H59V1L58 0H31L32 1V4H31V2H30V0H28V1H26V3H27V6L26 5H21V7H19V5L20 4H24ZM69 1V2H68ZM76 1H77V3H76ZM79 1V2H78ZM99 1H102V2H104V3H100ZM110 1L111 2H113V3H115L114 5L113 4H111L110 3ZM124 0H122L121 1V3L124 5V2H123ZM157 1V0H156ZM165 1H166V3H167V5L169 6H167L166 4H163V3H165ZM168 0H159V3H157L156 4V2L155 1H153V2H151V4H149V7H147V9H146V7H145V9H143V11L145 12H140V13H142V16L144 15V14H146V13H148L147 14V17H148V15H149V12L151 13V12H153V10L152 9H154L155 11H156V6L158 5H160L159 7H157V12H156V14H154L153 16L154 17H156L157 16V19L158 20H156V18H152V17H149L148 19H143L144 21L143 22H140L139 20L137 21V20H134V21H136V22H133L132 24H134L135 26H137V22H140L141 23V25H142V27L144 28V26L145 27H147V29L146 30H149L150 29V31L151 32H153V30L154 29H156V30H154L155 31V36L152 38L151 37V39H149V38H147V44H151L152 46H153V48H155L154 49V51L153 50H151V52L150 53H152L153 54V52H154V54H156L157 52H160V47H159V45L158 44H160V43H162V42H164V41H168L169 39H168V36L167 35H163V34H160V31L161 30H163L164 28L162 27V26H160V12H162V8H164V11L163 12H167L166 14H169V15H166V16H168L169 17V19L171 18V20H170V27L171 28H173L174 30H173V33L175 32V34H174V36H177L178 35V39L176 38V40H177V42H178V40H179V42L177 43V42H173L174 43V45H176V43H177V50H181V51H176V52H174L175 54L173 55V56H175L176 54H178V55H176L175 56V58L172 56V58L173 59H180L181 60V62L183 61H185L186 59H188L189 57L191 58V56H192V58L194 57V55L198 52V45H200L199 46V48L201 47V50H200V52L203 50H206V49H208L209 47V42L211 41V40H214V39H217L219 36L218 35H225L226 36V32H227V34L228 35H230V37H228L227 36V39L228 38H231V35H233L234 36V31H237V29L239 28L238 26H240V22H241V20L242 21H244V22H242V24L244 25H242L243 26V28L244 27H246L247 25H248V14L247 13H245L246 14V16L244 17V19H242V18H240V20H239V12L241 11L242 12V7H241V10L240 9H238V8H236V7H229L230 6V4H229V1L230 0H228V1H226V2H224V1H221V2H224L227 6H225V8L224 9H222V8H220V6H224L225 4L223 3L222 5H220L218 2V4L216 3V2H214V4H212L211 2V4H212V6H210L211 4H209V2H204V1H201V2H203V3H207V4H209V5H206V4H203V3H201V2H199V1H196L195 2V5H194V1H189L190 3H191V5L192 6H195V7H190V3L189 2H187V1H185L184 2V0H172L174 3H172V1L170 0L169 2H167ZM244 1V0H243ZM245 1L247 2L246 4H245ZM244 1V5L242 4L241 6H243V9H244V7H245V11H247V6H245V5H247L248 4V8L249 7H260V6H263L262 8H264V0H252L251 1V3H250V0H245ZM8 2V3H7ZM18 2V3H17ZM47 2H51V4L54 2V4H52L53 6H55V3H56V6L55 7H53L52 5H50V3H48V6H50V8L51 9H48L47 8ZM74 2V3H73ZM100 3V4H98V3ZM162 2V3H161ZM170 2L173 4V5H175V6H170ZM187 3L186 5H184V3ZM9 3H11V5L9 4ZM15 3V4H14ZM120 2H119V5H122ZM181 3H183V6L181 7V9H182V11H187V13H190V17L188 18V23H187V20L186 19H184V18H187L188 17V14L187 15H185V12H180V8H178L179 6H181L180 4ZM198 5H197V4ZM199 3H201V4H199ZM250 3V4H249ZM254 3V4H253ZM17 4H18V6H17ZM99 5V7H100V10L101 11H99L98 13L99 14H97V13H93V14H95V15H93V16H95L94 18L92 17V15L90 14V12H92L93 11V9L94 8H97L98 6H96V5ZM105 4V5H104ZM155 4V5H154ZM216 4V6H214ZM229 4V5H228ZM63 5H65V6H63ZM74 5H76V6H74ZM152 5V6H151ZM165 7H164V6ZM199 5H201V7L199 6ZM205 5V6H204ZM220 5V6H219ZM254 5V6H253ZM10 6V7H9ZM23 6V7H22ZM58 6V7H57ZM69 6V7H68ZM71 6V7H70ZM80 6V7H79ZM82 6V7H81ZM89 6H91V7H89ZM92 6H96V7H93L92 8ZM102 6V7H101ZM162 6V7H161ZM167 6V7H166ZM177 6V7H176ZM185 6H188V7H190V8H196V7H199L200 8V10H199V8L197 9V10H194L193 12V14H192V12H191V9L190 10H188V7L186 8ZM210 8H208V7ZM219 6V8H217ZM26 7V8H25ZM53 7V8H52ZM98 7V8H99ZM160 7H161V11H160ZM173 7V9H169V8H172ZM174 7L175 8H177L176 10L174 9ZM208 11V14H207V11L204 9V8ZM17 8V9H16ZM35 8V9H34ZM73 8V9H72ZM97 8V9H98ZM151 8V9H150ZM169 9V11H168V9ZM184 8V9H183ZM24 9V10H23ZM31 9V10H30ZM48 9V10H47ZM72 9V10H71ZM80 9V10H79ZM165 9H167V11L165 10ZM187 9V10H186ZM217 10V9H219L220 10V12H219V10H217V12H215V11H212V10ZM225 9H227V10H225ZM230 9V10H229ZM235 9V10H234ZM26 10V11H25ZM29 10V11H28ZM36 10V11H35ZM50 10V11H49ZM68 10V11H67ZM92 10V11H91ZM104 10V11H103ZM146 10V11H145ZM148 10V11H147ZM151 10V11H150ZM172 10H175V11H173V13L171 14V12L170 11H172ZM177 10H179V11H177ZM199 10V11H198ZM223 10H224V12H226V13H224L223 12ZM229 10V11H228ZM238 10H240L239 12H238ZM52 11V12H51ZM90 11V12H89ZM103 11V12H102ZM105 11V12H106ZM230 11H231V13H230ZM234 11V12H233ZM244 11V10H243ZM54 12V13H53ZM74 12V13H73ZM84 12V13H83ZM100 12H102V13H100ZM177 12L179 13V14H177ZM196 12V13H195ZM198 12V13H197ZM201 12V13H200ZM219 12V13H218ZM27 13V14H26ZM38 13V14H37ZM205 13V14H204ZM212 13V14H211ZM216 13H218L219 15H220V17L221 18H218V14H216ZM222 13H224V16H223V14ZM259 13L260 12H258V15H259ZM26 14V15H25ZM40 14V15H39ZM89 14H90V16H89ZM102 14V15H101ZM104 14V15H103ZM176 14H177V16H176ZM181 14H183V15H181ZM199 14V15H198ZM213 14H214V17H213ZM235 14H237V15H235ZM86 15H87V17H86ZM134 15H136V14H134ZM133 15V17H135ZM156 15V16H155ZM170 15H172L174 18H176V20H178V21H176V20H174V18L171 16L170 17ZM179 15L180 16H184V18H183V21H182V17L181 18H179ZM206 17H205V16ZM215 15H216V17H215ZM229 15H232L231 17L229 16ZM255 15L256 17H255V20L256 21H259V20H261L262 19V23L264 24V15ZM28 16V17H27ZM50 16V17H49ZM74 16V17H73ZM88 16H89V18H88ZM125 16V15H124ZM141 16V15H140ZM208 16V17H207ZM236 16V18H237V16H239L237 19L236 18H234ZM258 16V17H257ZM42 17V19H39V18H41ZM43 17L45 18L46 17V19H43ZM102 17V18H101ZM126 17L128 18V16L126 15ZM130 17V16H129ZM132 17V18H133ZM146 17V15H145V18H147ZM205 17V18H204ZM77 18V19H76ZM90 18H93V19H95V20H93V22H90V20L92 21V19H90ZM121 16L119 17H117V20L118 21H120L121 19ZM123 18H125V17H123ZM136 18V17H135ZM192 18V19H191ZM204 18V19H203ZM229 18V19H228ZM257 18V19H256ZM150 19H152V20H150ZM173 19V20H172ZM180 19V20H179ZM207 19V21H205V22H202V21H204V20H206ZM236 19V20H235ZM246 19V20H245ZM55 20V21H54ZM102 22H101V21ZM192 22H191V21ZM217 20H219V21H217ZM221 20H224V21H221ZM233 20V21H232ZM240 22H239V21ZM44 21V22H43ZM53 21H54V23H53ZM151 21V22H150ZM153 21V22H152ZM158 21V22H157ZM172 21H173V24H172ZM174 21H175V23H174ZM184 21H186V22H184ZM221 21V22H220ZM237 21V22H236ZM41 22V23H40ZM145 22H148V23H150V25H148V23L147 24H144ZM155 22H157V24L155 23ZM179 24H177V23ZM182 22H184V23H187L186 25H184V23H182ZM206 22H210V25L207 27V29H205L204 30V25H202L203 23H206ZM231 22V23H230ZM232 22H234V23H232ZM238 22H239V24H238ZM1 23H2V26H1ZM23 23V24H22ZM47 25H46V24ZM92 25H91V24ZM98 23V24H97ZM136 23V24H135ZM140 23H138L139 25H140ZM144 24V26H143V24ZM151 23H155L156 25H157V27H156V25L155 24H153L155 27L154 28H152L153 27V25L151 24ZM159 23V24H158ZM181 23H182V25H181ZM196 23V24H195ZM213 23H214V25H213ZM222 23V24H221ZM236 23V25H238V26H234L233 24H235ZM261 23V24H262ZM38 24H40V25H38ZM51 24H55V26L57 27L56 29H53L52 28V26H51ZM95 24V25H94ZM215 24H217V25H215ZM228 24V25H227ZM247 24V25H246ZM262 24V25H263ZM4 25V26H3ZM36 25H38V26H36ZM46 26V29H49V30H44L45 28H43V27H45ZM82 25V26H81ZM90 25V26H89ZM133 25V27L134 28H136L135 26ZM137 26L138 28L140 27V26ZM147 25V26H146ZM175 25V26H174ZM177 25V26H176ZM24 26V27H23ZM52 28L53 30H51L50 28ZM54 26V27H55ZM152 26V27H151ZM193 26V28H191V27ZM48 27V28H47ZM93 27V28H92ZM151 27V28H150ZM176 28V30H175V28ZM201 27V28H200ZM217 27V28H216ZM236 27V28H235ZM241 27V26H240ZM1 28H2V30H1ZM43 28V30H41ZM77 28V29H76ZM138 28L136 29V30H138ZM149 28V29H148ZM158 28H159V30H158ZM190 28V29H189ZM194 28H197V30H195V31H193L194 30ZM212 28V29H211ZM29 29V30H28ZM37 29V30H36ZM60 29H61V31H60ZM67 29V30H66ZM142 29V28H141ZM182 29V30H181ZM223 29H225V30H223ZM264 28H262V30H263ZM17 30H18V32H20L19 34H18V32H17ZM50 30L51 31H53V34H55V35H52V33L50 32ZM75 30H76V32H75ZM140 30V29H139ZM201 30H202V32H201ZM211 30V31H210ZM261 30V31H262ZM26 31V32H25ZM45 31H47L46 33H45ZM145 31V28L143 29V30H141V33L142 34H145V32L143 33V32ZM185 31V32H184ZM197 31H199L200 33H198ZM204 31H206L205 33H207V31H208V33H207V35L204 33V34H202ZM264 31V30H263ZM23 32V33H22ZM81 32V33H80ZM88 32V33H87ZM94 32V31H93ZM216 32H218V33H216ZM229 32V33H228ZM8 33V34H7ZM13 33H14V35H13ZM137 33H139V32H137ZM140 33V34H141ZM156 33L157 34H159V35H157L156 36ZM192 33H193V35H192ZM233 33V34H232ZM37 34V35H36ZM39 34H41L40 36H39ZM46 34V35H45ZM48 34V35H47ZM76 34V35H75ZM95 34V35H94ZM139 34V35H140ZM141 34V35H142ZM209 34H211V35H209ZM213 34V35H212ZM214 34H218L217 36L216 35H214ZM8 35V36H7ZM13 36V37H11V36ZM25 35V36H24ZM33 35V36H32ZM51 35L52 36H56V38H52L51 37ZM86 35V36H85ZM124 35L125 34H123L122 36L124 37ZM141 35H140V37H141ZM161 35V36H160ZM163 35V36H162ZM181 35V36H180ZM192 35V36H191ZM201 35H203V36H201ZM205 35L207 36V37H205ZM209 35V36H208ZM35 36V37H34ZM42 36H43V39H42ZM46 36V37H45ZM101 36V37H100ZM103 36V37H102ZM126 36H128L129 37V35L127 34ZM126 36L124 37V39L126 40L125 42H126V46L128 45L129 46V48H132V49H134V50H139V48H140V50H142L143 48L142 47H144V49L146 48L145 47V45L146 44H144V46H143V43L145 42L146 43V41H145V38L143 39V38H141L142 40H143V42L142 41H140V44H138V42H139V40H137L136 39V43H135V40L133 39V38H131V37H129V38H131V39H129V38H127L126 39ZM143 36H145V35H143ZM214 36H216V37H214ZM233 36H232V38H233ZM48 37H50V38H48ZM122 37V38H123ZM146 37V36H145ZM155 37H157V39L155 38ZM164 37V38H163ZM181 37V38H180ZM192 37H193V39H192ZM195 37H197L196 39H195ZM200 37H202L201 38V40H199L200 39ZM209 37H210V41L208 40L209 39ZM234 37H236V35L234 36ZM10 40H9V39ZM14 38V39H13ZM16 38V39H15ZM19 38V39H18ZM94 38H96V39H94ZM154 38L156 39V40H154ZM199 38V39H198ZM206 40H205V39ZM22 39V40H21ZM52 39V40H51ZM55 39V40H54ZM74 39V40H73ZM86 39V41H84ZM148 39H149V41H148ZM163 39V40H162ZM168 39V40H167ZM198 39V40H197ZM9 40V41H8ZM34 40V41H33ZM92 40H90V41H92ZM105 40H107L106 42H105ZM127 40H128V42H127ZM129 40L131 41L132 40V42H129ZM175 40V39H174ZM175 40V41H176ZM194 40V41H193ZM195 40H196V42L198 43V45L196 46V42H195ZM202 40H204L205 42L203 43L202 42ZM53 41H54V43H53ZM82 41V42H81ZM152 41V42H151ZM158 41H160V42H158ZM203 43H201V42ZM44 42V43H43ZM141 42H142V46H141ZM182 44H181V43ZM14 43V44H13ZM51 43H53L54 44V46L52 45L51 46ZM71 43H73V44H71ZM158 43V44H157ZM262 43H264V40H263V42ZM5 44V45H4ZM6 44H8V45H6ZM9 44H12L11 46L9 45ZM50 45L49 46V48L51 49L50 51H48L47 53H48V55H47V53H46V57L43 55V54H40V52L41 53H44L45 51H40L39 50V53H37L38 54V56L36 55V54H33V53H36V51H37V49H40L39 47L40 46H45V45ZM136 44H138V45H136ZM155 44H157V45H155ZM257 44V43H256ZM4 45V46H3ZM33 45V46H32ZM46 45V46H47ZM60 45V46H59ZM82 45V46H81ZM151 45H149V49H153V48H150V46ZM181 45V46H180ZM187 45V46H186ZM1 46H2V49L4 48H6L5 50H1ZM8 46H10V47H12V48H10V49H8ZM58 46V48H56ZM151 46V47H152ZM194 46V47H193ZM196 46V47H195ZM13 47H15V49L13 48ZM28 47V48H27ZM32 47H33V49H32ZM71 47V48H70ZM86 47V46H85ZM101 47H100V51H101ZM111 47V48H110ZM125 47V46H124ZM180 47V48H179ZM182 47H185V49L184 48H182ZM187 47H189V48H187ZM206 47V48H205ZM27 48V49H26ZM53 48H54V50H55V52H54V50H53ZM61 48H62V50H61ZM66 48V49H65ZM81 48H83V51H81L80 49ZM142 48V49H141ZM157 48V49H156ZM204 48V49H203ZM65 50V52H62V51H64ZM143 49V50H144ZM149 49H147V51H149ZM196 49L197 50V52H194V50ZM28 50L29 51V53L31 54L32 52V54H31V56H30V54H29V56H27V59L25 60V57H24V55H27L26 54V51ZM30 50H31V52H30ZM34 50V51H33ZM60 50V51H59ZM187 50V51H186ZM195 50V51H196ZM254 50H256V49H254ZM253 49L251 50L252 52L254 51ZM51 51H52V53H51ZM59 51V52H58ZM79 51L80 52H82V53H80L79 54ZM191 52V54H192V52H194V54H190V52ZM250 51V52H251ZM3 52V53H2ZM22 52V53H21ZM38 52V51H37ZM62 52V53H61ZM156 52V53H155ZM178 52V53H177ZM182 52V53H181ZM250 52H248V53H250ZM66 53V54H65ZM179 53L181 54V55H179ZM248 53H245L246 55H248ZM20 54V55H19ZM49 54H50V56H49ZM52 54V55H51ZM75 56H74V55ZM78 54H79V56H78ZM101 54V56H100V54H97L94 58L95 59H100V60H102V61H104V60H107L108 58L104 55H102ZM245 54H244V56H245ZM11 55H12V58H13V60L12 59H10V57H11ZM43 55V56H42ZM84 55V56H83ZM188 55V56H187ZM189 55H191V56H189ZM197 55H198V53H197ZM6 56H7V59H6ZM10 56V57H9ZM14 56V57H13ZM36 58H35V57ZM40 56V57H39ZM42 56V57H41ZM76 56H77V58H76ZM103 56V57H102ZM196 56V55H195ZM8 57H9V59H8ZM49 57H51V58H49ZM63 57V58H62ZM85 57V58H84ZM184 57V58H183ZM16 58V59H15ZM31 58H32V60L34 59L35 61H38L39 60V62H34V60L32 61L31 60ZM30 59V60H29ZM45 59H47V60H50L47 64L45 63ZM65 59V60H64ZM80 59H83V61L84 62H82V60L80 61ZM8 61V62H5V61ZM10 60L11 61H13L12 63H9L10 62ZM27 60H29L30 62H32L34 65H36V63H38L37 65H36V68L35 67H33V69H34V71L32 72V76L33 77H39V80H37L38 78H34V80L31 78V75L29 74V72L31 71V70H28L27 69V64H25V62H27ZM70 61V62H69ZM47 62V61H46ZM68 64H67V63ZM264 60H259V61H255V62H253V64H251L252 66L253 65H255V64H257L256 65V67H258L259 68V73H261L262 72V75H264V67H262L263 65H264ZM4 63H7V66H5L4 67ZM16 63V64H15ZM39 63H40V65H39ZM70 63V64H69ZM261 63V64H260ZM8 64H9V66H8ZM11 64H14V65H11ZM33 64H32V66H33ZM50 64H52V65H54L53 67H52V65H50ZM26 65V66H25ZM39 65V66H38ZM68 65V66H67ZM11 66V67H10ZM23 66L25 67V69L23 68ZM38 66V67H37ZM41 66V67H40ZM50 66H51V69L53 70V71H55V75H54V77L56 76V75H58L59 73H58V71H59V69H60V74L63 72V74H61V75H63V76H61V75H59L58 77H57V80H56V82L54 81V83H53V81H52V79L54 78L53 76H49L48 75V72H49V69H50ZM60 66V67H59ZM67 66V67H66ZM85 66H86V68H85ZM10 67V68H9ZM41 69H40V68ZM54 67L56 68L57 67V70H54ZM59 67V68H58ZM69 67V68H68ZM150 67V66H149ZM5 68H6V70H5ZM8 68H9V70H8ZM14 68V69H13ZM38 68V69H37ZM253 68H254V66H253ZM262 68V69H261ZM11 69H13L14 70V72H15V74H16V76L14 75V74H12V70ZM27 69V70H26ZM70 69H73V71L71 70L70 71ZM18 70V71H17ZM24 70H26L25 72H24ZM43 70V71H42ZM63 70V71H62ZM22 71H23V73H26V72H28V73H26V74H28V78L26 79V80H24V81H22L21 79H20V72L22 73ZM47 72L46 74H45V72ZM52 71V72H53ZM65 71H69L71 74L68 76V74H69V72H67L68 74H66L65 73ZM8 72V73H7ZM9 72H11V73H9ZM18 72H19V74H18ZM35 72V73H34ZM4 73V74H3ZM5 73H7V74H5ZM22 73V74H23ZM31 73V72H30ZM34 73V74H33ZM39 73V74H38ZM57 73V74H56ZM64 73H65V75H64ZM252 73H254V72H252ZM76 75V76H75ZM47 76V77H46ZM67 76H68V78H67ZM12 77V78H11ZM49 77H51V78H49ZM53 77V78H52ZM73 77V78H72ZM249 77H251V76H249ZM7 78H9V81H8V79ZM66 78V79H65ZM63 79V80H62ZM69 79H81V80H85L84 82V84H82V86H80L79 88H74V89H72L71 87L70 88H68L67 90H55L54 88H58L57 86H61L62 84H63V81H65V80H69ZM155 80H157V81H159L160 79H156V78H154ZM15 80V81H14ZM49 80L51 81V82H49ZM4 81V82H3ZM30 82V83H29ZM51 84L52 83V85H49V84ZM61 83V85H59ZM157 83V82H156ZM7 84V85H6ZM48 84V85H47ZM93 84V85H92ZM160 83H157L156 85H154V86H156L155 88H158L160 85H159ZM46 85H47V88H45L46 87ZM158 85V86H157ZM246 85L247 84H245V87H246ZM27 86V87H26ZM56 86V87H55ZM95 86V87H94ZM21 89H20V88ZM50 87V88H49ZM53 87V88H52ZM2 88V89H1ZM17 90H16V89ZM81 88V89H80ZM94 88V89H93ZM71 89H72V91H71ZM158 89H160V87L158 88ZM243 89H244V92L246 93H249V94H247V95H249V97L247 96V99L246 98H244L245 99V101H243L244 102V104H248V103H250V101L252 102V101H254V100H252V99H254L256 96H257V93H255V92H257L259 89L257 88L256 89V87L254 88V91L252 90V89H250V87L247 85V87H246V89H248V90H245V88L243 87ZM21 90L22 92H19V91ZM83 90V91H82ZM85 90H86V92H85ZM18 91V92H17ZM24 91H25V93H24ZM62 91V92H61ZM73 93H71V92ZM74 91H75V93H74ZM141 91V90H140ZM157 91V90H156ZM252 93H251V92ZM67 92V94H65ZM139 92V91H138ZM138 92H136L137 94H138V96L137 95H135V96H137V98L138 99H140L139 98V96L142 94V99H140V100H138L136 97L134 98L133 96V98L131 97V102H132V100H134L132 103H134V105L135 106H133V109L131 108V106H130V110L128 111L129 112V117H131L130 118V121L131 122H133L134 123V121L136 122L137 120L136 119H138V121H137V124L140 122L139 121V117H140V120L141 119H143V120H141L142 121V123L140 122V124L142 125V124H144V126L147 128L148 127V125H149V127H151V124H153L152 122H155V121H157L158 122V119H160V115H158L160 112V110L159 109H157L158 110V112L155 110L156 108L155 107H160V99L159 98H156V97H154L153 95H151V94H149L148 93V91L146 92V93H144L145 95L147 94V99L145 100L144 98H146V96H144V94H143V92H145V91H143L141 94L140 93H138ZM13 93V94H12ZM19 93V94H18ZM21 93H22V95H21ZM60 93H62V94H60ZM254 93V94H253ZM32 94V95H31ZM70 94V95H69ZM72 94V95H71ZM74 94H76V95H74ZM244 94V93H243ZM256 94V95H255ZM20 95H21V97H20ZM64 95V96H63ZM233 95H235V94H232V93H230V96H233ZM20 98H19V97ZM47 96V97H46ZM66 96H67V98H66ZM245 96V95H244ZM250 96H252L251 98H250ZM60 97V98H59ZM62 97V98H61ZM64 97V98H63ZM154 97V98H153ZM22 98V99H21ZM26 98V99H25ZM32 98V99H31ZM152 98V99H151ZM20 99V100H19ZM25 100V102H24V100ZM28 99V100H27ZM50 99V100H49ZM60 100V101H58V100ZM155 99V100H154ZM157 99H159V100H157ZM193 99H194V101L192 102V103H190V105H193V106H196L197 107V109L199 110V111H197L196 110V113L198 112H202V113H200V114H202V115H204V112H205V115H204V117H206V118H208V116H209V114H207V112H206V110L207 109H203L202 108V104L198 101V100H196V96H194L193 95ZM243 99V100H244ZM70 100H71V102H72V104L70 105L69 103H70ZM78 100V99H77ZM83 100L85 101V99H80L79 101L81 102L82 101V103H83ZM140 101L141 103V105H142V107H141V105H139V107H137V108H135L136 107V104H137V102L138 101ZM143 100H144V102H143ZM157 100V101H156ZM79 101H78V103H79ZM148 102V103H146V102ZM150 101V102H149ZM153 103H152V102ZM156 101V102H155ZM159 101V102H158ZM6 102V103H5ZM23 102V103H22ZM64 102V103H63ZM69 102V103H68ZM158 102V103H157ZM203 103H206L207 105L210 103V106H208V107H211L212 108V103L209 101V103H207L208 102V100H204V101H202ZM6 105H5V104ZM8 103V104H7ZM76 103V102H75ZM132 103H130L131 105H132ZM144 103H145V105H144ZM155 103V104H154ZM156 103H157V105H156ZM232 103H234V102H232ZM16 104V105H15ZM139 104V103H138ZM149 106H147V105ZM200 104V105H199ZM8 105V107H5V106H7ZM70 105V106H69ZM155 106V107H153L154 108V110H153V113H155L156 114V116L155 115H153V113H152V108H151V106ZM10 106H11V108H10ZM22 106V107H21ZM29 106V107H28ZM4 107H5V109H4ZM14 107V108H13ZM19 107H21V108H19ZM74 107H75V105L73 106V109H74ZM76 107H78L77 106V103H76ZM158 107V108H159ZM37 108V109H36ZM150 108V109H149ZM19 109V110H18ZM20 109H23L22 111L20 110ZM36 109V110H35ZM47 109H48V112H47ZM258 109H260V108H258ZM42 110V111H41ZM135 111V112H134ZM204 111V112H203ZM0 112V113H1ZM16 112V113H15ZM23 112V113H22ZM47 112V113H46ZM132 112L133 113H135V114H137V116L135 115V114H132ZM41 113V114H40ZM54 114H52V116L53 115H55V112H53ZM197 113V115L199 116L200 114H198ZM132 116H131V115ZM146 115V116H144V115ZM241 113H239V112H236L234 115H236V116H239ZM10 115V114H9ZM45 115H47L46 117H45ZM56 115H58L57 113H56ZM55 115V116H56ZM134 115V116H133ZM138 115H140V116H138ZM201 115V116H202ZM10 116H12V114L10 115ZM55 116H53V117H55ZM153 116V117H152ZM155 116V117H154ZM129 117H128V119H129ZM133 117H138V118H134L135 120H133L132 121V119H133ZM151 118V119H150ZM205 118V119H206ZM145 119V120H144ZM150 119V120H149ZM152 119H153V121H152ZM157 119V120H156ZM205 119H202V120H205ZM0 120H4V119H0ZM6 120V119H5ZM207 120V119H206ZM7 121V120H6ZM149 123L150 121H152V122H150L149 124L147 123V122ZM9 122V121H8ZM182 122L183 123H185V121L184 120H182ZM20 123V122H19ZM238 123V121L236 122V124ZM241 123V124H240ZM242 123H245V122H243V121H241V122H239L238 123V125L240 126V125H242ZM23 123H21V125H22ZM136 125V126H139V128L141 129V125ZM184 125V127H182V131H183V133L185 132L186 134H188V135H186L185 133H184V136H183V138L187 141L186 142V145H188V143H190V141H192V138H190V136L189 135H191V137H193L194 135L193 134H191V132H189V129H186L187 127V125H185V124H183ZM144 126L142 127V128H144ZM12 127V128H11ZM5 127H1V134H2V136L0 135V146H1V148H0V153L2 154L3 153V151L5 152L4 153V156H3V154H2V156L4 157V158H2L1 157V155H0V159L2 160L3 159V161H1L0 160V163L2 164V165H0V166H2L3 167V169H2V167H0V206L2 207V209H4L3 210V212H2V209H1V207H0V210H1V212H0V231L1 232H3L4 231V229L6 228V230H5V234L4 233H2L3 234V236L5 237L6 235H7V237H8V234L7 233H10V232H14L13 230L11 231V230H9V231H7L8 229H13V228H15L16 227V229H17V226L19 227V226H21V227H19L17 230H19V231H23V234H22V231L21 232H19V231H17L16 229V235H14L15 236V238H13L12 236H11V238H7V237H5V239L2 237V234L0 233V235H1V237H0V244H2V245H0L1 247L2 246H6L5 248L6 249H4V247H2L3 249L0 251V255H4V256H6L5 257V259L7 258V257H11L12 259H17L16 261L17 262H19V260H21V258H23L24 259V257H26V256H29V254L31 253H33V251L35 250V249H40V250H42L43 252H48L49 251V248H47L48 246H49V242L50 241H52V239L49 241L48 239L51 237H47L48 239H46V235H47V231H48V233L50 234V233H52V231H54L53 229H52V227L53 226H51V225H49V224H44V225H41L42 223H44L45 221H43L44 219H45V215H43V214H41V216H39V214H38V216L39 217H41L42 219V222H40L39 223V221H38V219L40 220V218L38 217V216H35V218H37V219H34V217H33V219L34 220H37L38 221V223H37V221H31V220H33V219H31V220H29L30 218H31V216H25V217H27V218H25V220H24V218H23V216H20V217H22L21 219L22 220H20L18 217H16V216H18L17 214L15 215L14 213L13 214H11L12 213V211L14 210V209H18V210H21L22 212H24L25 210L27 211V208H28V211L29 210H32V208H30L29 209V207H30V204H33L32 205V207L34 206H36L37 208H38V211H43V210H48L47 212H51V214H54L56 217H57V219H61L62 218V216H60V212H57V210H59V211H62L63 210V212H61V214L63 213H65V211H66V213H67V215H70V214H68V213H71V215H70V217L71 218H77V217H79L80 216V213H79V216L77 215V216H73V215H76V213L78 214V212H71V211H68V210H66V209H59L58 207L57 208H55L56 207V205L57 204H52L50 201H48L46 198L45 199H37V197L38 196H40L39 194H40V192H41V194L44 192V188H45V186H43L44 185V183H42V182H40L39 180H37L38 178V175L40 174V172H41V167L40 166H43L42 167V169L44 170V169H47V170H45L46 172H48L49 171V173H46L45 172V174L47 175V177H49V178H51V176L53 175V173L54 172H50V170L53 168L52 166H54V169H56V171H55V173L57 172V174H56V177L57 178H55V181H56V184H58L60 181V183H59V185H61V186H54L53 188L55 189V196L56 197H59L58 199L60 200V199H63V198H65L66 196H65V193L67 194V192H69L70 190H72L74 187H71V185H68L67 186V188H71V189H67L66 188V184L64 185V180L62 181V179H65V181H67V179H66V177L68 176V172L66 171V170H64L65 172H64V175H63V167H62V164L65 162V157H67L68 158V156H70L69 155V153H68V149L70 148H68L67 149V147L65 148L63 145H61L60 144V142L58 141V142H55L54 141V139L55 140H57V137L55 136V135H57V134H55L54 133V131L55 130H53V129H50V128H44L43 127V125H42V127L39 129L41 132L39 133L38 132V130L37 131H34V133H31L30 134V132H26V131H24L23 130V132H22V129H20V130H18V128H15L14 126H12V124H10V125H7V128H5ZM10 128H11V130L12 129H16L15 130V132H12L11 130H10ZM138 128V127H137ZM139 128H138V131H140L139 130ZM243 129L245 128V127H242ZM249 127H247L246 128V131H247V129H248ZM6 129H7V131H6ZM42 129V130H41ZM17 130H18V132H17ZM48 130H50V131H48ZM185 130V131H184ZM245 130V129H244ZM250 130H251V127L249 128V133H248V135H246V137L244 136L243 137V139H241V138H238V139H240V140H238L237 138V140L238 141H236V139H232V136H229V138L227 139V136L224 138V137H222V136H224L223 134H214V136L212 135L211 136V138H212V140H216V143L214 144V147H215V149L213 150V154H215V152L216 153H218V155L217 156H220L221 157V155L222 154H226L225 156H228V155H230L231 154V152L230 151H232V148H233V151H232V154L230 155L232 158H234V156L235 157H237V156H239V158H238V161L235 159V160H233V163L234 162H236V163H234L235 165H240L241 164V168H238V169H236L237 168V166H231V168H233L232 169V171L234 172V173H237V172H239V170H241L242 171V173L241 174H243V176H242V178H238V177H241V175L239 174V173H237V174H239L240 176H238L237 178L239 179V180H241V181H239L237 178V182L236 181H233V183H232V181H228V180H226V179H224V180H218V178H215L214 177V179H213V177H211V176H209L208 178V180L206 181V182H208L207 184V186L205 187V188H207L206 190H212L211 191V193H210V197H211V195H212V198H213V201L211 200L212 198H209V196L208 195H206V196H204V198H203V200L201 199H198V201L200 200V203L201 204H205V202L206 203H208L209 202V205H210V202H211V205H214L217 209H218V211H219V213H221L220 215L221 216H217V217H219V218H221L220 220L215 216V218H214V216H213V220L211 219V217L212 216H207L208 218L210 217V220L211 221H213V223H214V225H212V222L210 223V225L211 226H215V227H212V229L214 228L215 229V231H216V229H217V226H218V230H219V232L221 233L222 232V236H223V242H224V244H222L221 243V245H223V246H220V247H218L217 248V250H216V248L213 250V249H208V250H206V249H203V250H201L200 252H201V254L200 255H198V256H200L199 258L201 259L202 258V254H203V252H204V254H208V255H211V257L210 258H208L207 259V261H209L208 262V264H228L229 262L231 263V264H237V263H234L233 261L235 260L234 258H232L231 256H230V254H228V253H231V252H237V251H240V250H243L244 248L246 249V247L249 249V250H251V246H254V248H256L257 247V245L259 244V242H263L264 243V219L263 218H258V217H255V219H256V221H254L255 219H254V216H249V218H247L248 216H246V214L243 212H241L240 210L242 209V207H243V209L244 208H246V207H248V204L246 203V202H244L243 204L244 205H234L233 206V203L235 202V203H237V201H236V198L238 197L239 199H243L244 197H245V194L247 195L248 193H246V191L248 190V189H250V188H255V192H257L256 194H258V195H262L263 197H264V181H263V176H264V164H262L261 162H259V161H257L259 158H263L264 159V146H262L263 144L262 143H264L263 141H264V133H263V136L262 137H260L259 136V133H257V134H253V133H251L250 132ZM42 131H44V132H42ZM5 132V133H4ZM25 132V133H24ZM4 133V134H3ZM13 133V134H12ZM39 133V134H38ZM10 135V136H8V135ZM23 134V135H22ZM29 136V137H27V135ZM32 134H34V136H31ZM43 134H44V136H43ZM249 134H251V135H249ZM7 138H5V140H4V136ZM48 135V136H47ZM193 135V136H192ZM216 135V136H215ZM13 136H14V138H17V139H13ZM22 136H25V138L24 137H22ZM39 136H41V137H39ZM55 136V137H54ZM146 136H147V134H146ZM150 136H151V134L149 135V137L147 138V139H149L150 140ZM249 136V137H248ZM254 136V137H253ZM256 136H259L260 138H256ZM22 137V138H21ZM27 137V138H26ZM31 137V138H30ZM36 137H38V138H36ZM44 137V138H43ZM187 137V138H186ZM213 137H216L217 139H214ZM10 138V139H9ZM18 138L20 139L19 140V142H18ZM32 138H34V139H32ZM42 140H44V141H42ZM146 138V137H145ZM190 138V139H189ZM223 138V139H222ZM261 138L263 139V140H261ZM22 139H23V141H22ZM29 139L31 140V141H29ZM38 139V140H37ZM59 139V138H58ZM221 139H222V142H220L221 141ZM224 139L227 141V143H226V141H225V143L223 142L224 141ZM233 140V142H230V140ZM250 139V140H249ZM256 139V140H255ZM7 140V142L5 143V141ZM14 140V141H13ZM35 140V141H34ZM148 140V141H149ZM152 140V139H151ZM250 142H249V141ZM13 141V142H12ZM29 141V142H28ZM48 141V142H47ZM153 141H155V140H153ZM228 141L230 142V143H228ZM237 143H236V142ZM243 141L245 142V141H247L248 143H246L245 142V144H247V145H245L244 143H243ZM262 141V143H260ZM3 142H4V144H3ZM10 144H12V145H10L9 146V143ZM12 142V143H11ZM29 144H28V143ZM32 142V143H31ZM38 144H37V143ZM44 142V143H43ZM253 144H252V143ZM258 144H257V143ZM14 143V144H13ZM23 143V144H22ZM26 143V144H25ZM35 143V144H34ZM39 143H40V145H39ZM55 143V144H54ZM135 142H133V143H131L130 144V146H129V149L130 148H134L136 145L135 144H137V143H135ZM150 143H152V142H150ZM154 143V142H153ZM192 143V142H191ZM232 143L234 144V145H232ZM37 144V145H36ZM133 144V145H132ZM139 144L140 143H138L137 144V146H139ZM230 144L232 145V147L230 146ZM239 144V146L242 144H244L243 145V147L244 148H242V149H247L246 147L248 146V149H250V150H252V151H249V152H245V154H243L244 152L242 151L241 152V150L237 147V145ZM251 144L252 145H254L253 147L254 148H259V146L258 145H260V147L262 146V148H260V150L258 149H255V155L258 157V159L256 158V156H254V154L252 155V152H254V148L251 146ZM4 145H5V148H6V151H5V149H4ZM17 145V146H16ZM54 145H56V146H54ZM190 145V147L192 146L191 144H189ZM227 145V146H226ZM241 145V146H242ZM250 145V146H249ZM3 146V147H2ZM8 146V147H7ZM13 146V147H12ZM14 146H16V148H17V150H16V148L14 147ZM21 146H23V147H21ZM62 146V147H61ZM134 146V147H133ZM255 146H257V147H255ZM47 147V148H46ZM193 147V146H192ZM225 147V148H224ZM230 147V148H229ZM250 147V148H249ZM253 149H252V148ZM15 148V149H14ZM24 148H26V150L28 151H26ZM136 148V147H135ZM195 147H193V149H194ZM223 148V149H222ZM13 149V150H12ZM39 149V150H38ZM41 149V150H40ZM59 149V150H58ZM226 150H227V152H226ZM12 151H14L13 153H12ZM16 151V152H15ZM17 151H19V153L17 152ZM30 151H32V152H30ZM40 151H41V153L44 155V156H42V154H40ZM46 151V152H45ZM148 151V150H147ZM218 151V152H217ZM222 151H225V152H222ZM262 151V152H261ZM20 152H22V155H21V153ZM220 152H222V154H220ZM229 152H230V154H229ZM238 152L241 154V155H238ZM14 153H15V155H14ZM31 153V154H30ZM37 153V154H36ZM67 153V154H66ZM150 153V152H149ZM196 153V152H195ZM234 153V154H233ZM246 153H248V155H246ZM249 153H250V155H249ZM263 153V154H262ZM20 154V155H19ZM62 154V155H61ZM145 154H147V153H145ZM151 154V153H150ZM153 154H155V152H153ZM259 154V155H258ZM14 155V156H13ZM36 155V156H35ZM192 155H194L193 153H192ZM253 157H252V156ZM6 156V157H5ZM20 156H22V159H17V158H20ZM40 156V157H39ZM46 156V157H45ZM149 156V155H148ZM147 156V157H148ZM153 155H151V157H152ZM241 156V157H240ZM242 156H243V158H242ZM245 156V157H244ZM248 156H251L250 158L251 159H255L256 160V162H258L257 163V165L256 164H254V162H253V160H248L247 158H249ZM36 157H38V159L36 158ZM222 157H224V156H222ZM36 158V159H35ZM40 158V159H39ZM62 158V159H61ZM66 158V159H67ZM148 158H150V157H148ZM244 158H245V160H244ZM14 159V160H13ZM46 159V160H45ZM239 159H240V161H239ZM18 160H20V161H18ZM25 160H27V161H25ZM54 160V161H53ZM246 160L249 162V164H248V162L246 163ZM6 161V162H5ZM11 161V162H10ZM14 161H16V162H14ZM196 161H197V163L200 161V158H198V160L196 159ZM195 161V162H196ZM261 161H263V160H261ZM13 162V163H12ZM25 162V163H24ZM27 162V163H26ZM240 162V163H239ZM4 163V164H3ZM12 163V164H11ZM60 163H61V165H60ZM246 163V164H245ZM19 164V165H18ZM250 164H254V167L252 166V165H250ZM260 164H262V165H260ZM22 165H25V166H23V167H25V171H24V168L22 167ZM39 167H38V166ZM50 165H51V167H50ZM138 165V164H137ZM136 165V166H137ZM257 166V169H255L256 168V166ZM139 166H141V165H139ZM139 166H137V167H139ZM155 166V165H154ZM152 167V169H153V171L156 169V168H159L160 169V166H155V167ZM244 166V167H243ZM261 166H263V167H261ZM44 167H46V168H44ZM47 167H49V168H47ZM58 167V168H57ZM59 167H61V169L59 168ZM236 167V168H235ZM243 167V168H242ZM250 167V168H249ZM259 167V168H258ZM260 167H261V170H260ZM18 168V169H17ZM21 168V169H20ZM35 168V169H34ZM39 168V169H38ZM219 168V167H218ZM234 168H235V170H234ZM247 168H249V170L247 169ZM254 168V169H253ZM159 169H156V172L159 170ZM182 169V168H181ZM242 169H244V170H242ZM246 169H247V171H246ZM253 170V172H251L250 170ZM4 170V171H3ZM7 170V171H6ZM15 170H17V171H15ZM22 171V172H19V171ZM39 170H40V172H39ZM121 169H119V170H117V171H120ZM184 169H182V171H183ZM259 170H260V172H259ZM35 173H34V172ZM60 171V172H59ZM181 171V172H182ZM240 171V172H241ZM246 171V172H245ZM255 171H257V172H255ZM17 172V173H16ZM32 172V173H31ZM38 172V173H37ZM246 173V175H244V173ZM248 172V173H247ZM249 172H250V175H249ZM255 172V173H254ZM3 173V174H2ZM19 173V174H18ZM27 173V174H26ZM51 173V174H50ZM183 173V172H182ZM253 173L254 174H258V175H255V176H257V177H255V176H253ZM33 174V175H32ZM61 176H60V175ZM158 174V173H157ZM159 174H160V171H159ZM249 176H251L250 178L248 177V175ZM262 174H263V176H262ZM48 175H50V176H48ZM36 176V177H35ZM214 176V175H213ZM245 176L247 177L246 179L248 180V181H246L245 180V182H243V180L245 179ZM3 177V178H2ZM34 177V178H33ZM60 177H62V178H60ZM65 177V178H64ZM252 177H253V179H255L253 182H252V184H253V186H252V184H251V181H249L250 179H252ZM255 177V178H254ZM261 177H262V179H261ZM21 178V179H20ZM26 178H27V180H26ZM35 178H37V179H35ZM48 179V178H47ZM60 179V181H58ZM173 179V178H172ZM175 179V178H174ZM173 179V180H174ZM179 179H181V178H179ZM206 179H207V177H206ZM243 179V180H242ZM262 181H261V180ZM37 180V181H36ZM49 180V179H48ZM47 180V181H48ZM176 180V179H175ZM175 180H174V182H175ZM216 180V181H215ZM14 181V182H13ZM182 181V180H181ZM181 181H178L177 182V184H174L175 186H178L180 183L182 184L183 183V181L181 182ZM217 181H219V182H217ZM261 181V184L259 183ZM35 182H36V184L38 185V186H41L42 184V186H43V188H41L40 190L41 191H38L39 193H37L36 195H35V193H36V190H34V189H38L39 190V188L40 187H38L36 184H35ZM220 182H222V185L224 186V189H221L220 187H218L219 186V184H220ZM223 182H224V184H223ZM241 182H242V185H241ZM40 183H41V185H40ZM124 183V182H123ZM239 183V184H238ZM249 183V184H248ZM259 183V184H258ZM31 184V185H30ZM126 184V182L124 183V185ZM180 184V185H181ZM218 184V185H217ZM238 184V185H237ZM25 185V186H24ZM29 185V186H28ZM33 185V186H32ZM34 185H36V186H34ZM179 185V186H180ZM232 185V186H231ZM241 185V186H240ZM248 185V186H247ZM255 185V186H254ZM34 188V189H32V187ZM41 186V187H42ZM75 186V185H74ZM209 186V187H208ZM243 186V187H242ZM256 186H259V187H261V186H263V188L261 187L260 189H261V191H262V193L260 192V189H259V187H256ZM11 187V188H10ZM36 187V188H35ZM50 187V186H49ZM48 187V188H49ZM59 187H61L62 188V190L64 189L63 187H65V190H63V191H66V192H63V195L62 194H59V193H62V190H61V188H59ZM136 187L138 188V185H136L135 186V189H136ZM231 187H232V190H231ZM239 187H240V189H239ZM242 187V188H241ZM47 188V187H46ZM60 189V191H58L57 189ZM196 188H197V186H196ZM204 188V187H203ZM203 188H201V190L203 189ZM205 188L203 189L204 190V192H206L205 191ZM209 188V189H208ZM220 188V189H219ZM258 188V189H257ZM44 189V190H43ZM50 189V188H49ZM198 189V188H197ZM199 189H200V186H199ZM217 189V190H216ZM230 189V191H228ZM245 189H247L245 192H244V190ZM30 190H32V191H30ZM35 192H34V191ZM43 190V191H42ZM56 190H57V192H56ZM74 190V189H73ZM239 190V191H238ZM241 190V191H240ZM20 193H19V192ZM192 191H194V195L195 194H197L198 195V197H199V191L200 190H196L197 191V193L195 192V190H192ZM214 191V192H213ZM223 191V192H222ZM234 191H235V194H234ZM258 191H259V193H258ZM29 192V193H28ZM30 192H31V194H30ZM34 192V193H33ZM231 192V193H230ZM242 192V193H241ZM23 193H25V196L23 195V198H20V196L22 197V194ZM228 195H226V194ZM234 195H233V194ZM239 193V194H238ZM244 193V194H243ZM27 194V195H26ZM189 194H191V193H189ZM38 195V196H37ZM62 195V196H61ZM231 195V196H230ZM239 195V196H238ZM3 196H4V199H3ZM12 196L15 198V200L14 199H12ZM26 196H29L28 198H26ZM60 196L62 197V198H60ZM190 196V195H189ZM227 198H226V197ZM243 196V197H242ZM24 197L27 199L26 200V202H27V204H26V202L23 204V200H24ZM31 197V198H30ZM35 197V198H34ZM188 197V196H187ZM206 197V198H205ZM232 198L231 200L230 199H228V198ZM241 197V198H240ZM7 198V199H6ZM30 198V199H29ZM39 198V197H38ZM150 197H148L147 199L148 200H145L143 203L142 202H140L139 204L140 205H142V206H145V207H148L149 209H151V207L149 206L150 204H152V203H155L156 201L157 202H159V200L158 199H156L157 197H156V195H155V197H154V195H153V197L151 196V198L149 199ZM233 198H235V201H234V199ZM237 198V199H238ZM11 199V200H10ZM20 199H22V200H20ZM205 199H207V200H205ZM224 199H227V200H224ZM245 199V198H244ZM3 200L5 201V202H3ZM9 200V201H8ZM32 200H34V202L32 201ZM43 202H42V201ZM230 200V201H229ZM232 200L234 201L233 203H232ZM21 203H20V202ZM25 201V200H24ZM217 201V202H216ZM3 202V203H2ZM13 202V203H12ZM37 202H38V204H37ZM40 202H42V204L40 203ZM156 202V203H157ZM224 202V203H223ZM5 203V205H3ZM6 203H8V206H6ZM55 203H58V202H55ZM215 203V204H214ZM224 205H223V204ZM234 203V204H235ZM10 204H12V206H10ZM17 204L19 205L20 204V206H21V209H20V207H18L17 208ZM45 204V205H44ZM84 204V203H83ZM158 204V203H157ZM156 204V205H157ZM226 204H228V205H226ZM242 204V203H241ZM29 205V206H28ZM82 205V204H81ZM159 205V204H158ZM231 205V206H230ZM16 206V207H15ZM22 206H26V208H22ZM52 206V208L50 209V207ZM53 206H54V208H53ZM221 206V207H220ZM5 207V208H4ZM13 207H14V209H13ZM41 207V208H40ZM81 207L82 206H78L77 208H80L81 209ZM119 207V206H118ZM118 207H115V208H108L109 210H111L112 211V213L114 214V212H116V211H119L120 210V208H118ZM160 208L159 206H156L155 207V209L156 208ZM214 207V208H215ZM219 207V208H218ZM238 207H240L239 209H238ZM11 208L13 209V210H11ZM36 208V209H37ZM157 208V209H158ZM215 208V209H216ZM223 208V209H222ZM54 209V210H53ZM57 209V210H56ZM157 209H156V211H157ZM24 210V211H23ZM56 210V211H55ZM221 210V211H220ZM235 210V211H234ZM240 211L241 212V215L237 212V211ZM8 211V212H7ZM10 211V212H9ZM25 211V212H26ZM150 210H148V212H149ZM212 211V210H211ZM213 211H214V209H213ZM210 212V214H213L214 212ZM224 211V212H223ZM55 212V213H54ZM153 212H154V209H153ZM157 212H160V210L159 211H157ZM237 212V213H236ZM57 213V214H56ZM66 213H65V215H66ZM75 213V214H74ZM236 213V214H235ZM3 214V216H1ZM208 214H209V211H208ZM245 215V217L246 218H244V215ZM53 215V217L56 219V217ZM66 215V216H67ZM240 215V216H239ZM5 216V217H4ZM14 216V217H13ZM43 216H44V218H43ZM51 216V215H50ZM84 216V215H83ZM6 217H8V218H6ZM59 217V218H58ZM69 217V218H70ZM146 217V216H145ZM163 217H165V216H163ZM169 216H167V217H165V221H168V222H166L165 224L163 223V225H167V226H165V228H164V226H162V227H160V230L162 229V230H164L163 232H161V234L163 235V236H161L160 235V243L159 242H155V243H153L152 244V246H150V248H146L145 249V247H144V244H143V241L141 240V236L143 235V234H147L148 232H149V227L148 226H146L147 225V223L149 222V219L148 218H143L142 220H141V222L140 223H142V224H139L140 226H141V228H142V230L140 229V231H139V237H138V239H137V242H138V246H137V248H138V251H139V254L141 255V260L145 263V264H148V262L147 261H149V264H189V263H187L188 261H190L191 260V258H189V256H190V254L188 255V252H186L185 251V253L184 254H186L187 253V256L188 257H186V255H179V256H175L173 253H172V250H167V248L169 247H165L166 245L165 244H167V241H168V243H170L171 241H173V240H175V238L171 235V234H169L168 235V232H169V229H174L175 227H177V228H181L182 227V229L181 230H183L185 233H186V230L185 229H189V231L188 232H192V234L194 235V233H195V235L193 236V238L192 237H190V240H188V242H187V244L188 245H192V243L194 244V242H197V240H194V237L196 238H198V236H199V234L201 235V233H200V231H201V229H202V231H203V229L207 232V227H206V225H203L200 221H198V219L197 220H192V218H190L189 219V217H191V216H171V218L169 217V219H172V221L171 222H169V220L167 219ZM178 217H182L184 220H185V225L187 226V228L184 226V225H181L180 223H179V219L180 218H178ZM5 220H4V219ZM18 218V220H16ZM253 218V219H252ZM14 219V220H13ZM29 220L28 222H27V220ZM148 219V220H147ZM190 220V221H188V220ZM218 219V220H217ZM247 219V220H246ZM251 219L253 220V221H251ZM52 220H54L53 218H52ZM51 220V221H52ZM145 220V221H144ZM146 220H147V223H146ZM221 220H223L222 222H220ZM244 220V221H243ZM3 221H5V224H2V222ZM142 221H144V222H142ZM188 221V222H187ZM246 221H247V223L249 224H247L246 223ZM250 221V222H249ZM13 222H14V224H13ZM215 222H216V224H215ZM258 222H260L259 224H258ZM9 225H8V224ZM11 223V224H10ZM169 223V224H168ZM171 223V224H170ZM179 223V224H178ZM218 223V224H217ZM256 224V225H254V224ZM51 224V223H50ZM149 224V223H148ZM162 224V223H161ZM160 224V225H161ZM173 224H175V225H173ZM189 224V225H188ZM196 226H195V225ZM198 224V225H197ZM4 225V226H3ZM5 225H6V227H5ZM13 225H15L13 228H12V226ZM48 225L50 226V227H48ZM169 225V226H168ZM217 225V226H216ZM251 225L253 226L252 227V229H251ZM260 225V226H259ZM9 226V227H8ZM174 226V227H173ZM205 226V227H204ZM209 226V225H208ZM211 226H209V229L211 228ZM255 226H259V227H257L256 228V230L254 229L255 228ZM144 227V228H143ZM249 227H250V230H249ZM261 228V230H259L260 231V233H261V237H263V238H261V237H258V236H260V233L257 231L258 229H260ZM3 229V230H2ZM21 229V230H20ZM45 229V230H44ZM52 230L51 232H50V230ZM146 229H148V230H146ZM192 229H193V231H194V233H193V231H192ZM200 229V230H199ZM208 229V230H209ZM212 229H210L211 231H212ZM144 230V231H143ZM161 230V231H162ZM166 230V231H165ZM196 230V231H195ZM199 230V231H198ZM143 231V232H142ZM148 231V232H147ZM211 231H210V233H211ZM214 231V232H215ZM254 231V232H253ZM256 231V232H255ZM18 232V233H17ZM46 232V233H45ZM145 232H147V233H145ZM190 232V233H191ZM205 232V233H206ZM209 232V231H208ZM207 232V233H208ZM213 232V231H212ZM24 233H27L28 234V236H29V238H27L28 236L26 235V234H24ZM45 235H44V234ZM198 233V234H197ZM204 233V232H203ZM204 233V234H205ZM206 233V235H208ZM247 233V234H246ZM254 233H256V234H254ZM17 235H19V236H17ZM253 235V236H252ZM258 235V236H257ZM169 236V237H168ZM248 236V237H247ZM257 236V237H256ZM17 237V238H16ZM23 237H25L24 239H22ZM74 237V236H73ZM73 237L71 238V239H73ZM163 237H164V240H163ZM168 237V238H167ZM238 237V238H237ZM244 237V238H243ZM6 238H7V240H6ZM52 238V237H51ZM174 238V239H173ZM236 238V239H235ZM240 238V239H239ZM9 239V240H8ZM11 239V240H10ZM16 239V240H15ZM18 239H19V242H18ZM27 239H28V243L30 244H34V245H31V248L32 247H34V246H37V244H39L38 245V248L37 247H35V249L33 248V250L31 249V250H29L26 246H28L29 244H27ZM246 239H247V241H246ZM249 239V240H248ZM257 239H259V240H257ZM13 240V242L14 243H10V241H12ZM23 240H26L25 242H23ZM31 240V241H30ZM49 242H48V241ZM225 240V241H224ZM237 240V241H236ZM245 240V241H244ZM262 240V241H261ZM30 241V242H29ZM230 241V242H229ZM259 241V242H258ZM5 242H6V244H5ZM222 242V241H221ZM237 242V243H236ZM244 243V245L243 246H240V245H242V243ZM255 242V243H254ZM256 242L258 243V244H256ZM3 243L5 244V245H3ZM10 243V244H9ZM17 243V244H16ZM41 243H43V244H41ZM44 243H46V246H45V244ZM236 243V244H235ZM239 243H240V245H239ZM247 243V244H246ZM8 244V245H7ZM22 245L23 246V244H24V249H23V247L22 246H19V245ZM232 246H231V245ZM238 244V245H237ZM248 244H249V246H248ZM251 244V245H250ZM256 244V245H255ZM11 245H14V246H11ZM29 245V246H30ZM195 245V244H194ZM198 245L199 244H197V245H195V246H197V248H200V246H202V244L201 245H199V247H198ZM224 245L226 246V247H224ZM237 245V246H236ZM19 246V247H18ZM229 246V247H228ZM246 246V247H245ZM10 247V248H9ZM13 247V248H12ZM41 247V248H40ZM43 247H45V248H47L46 250H44L43 249ZM50 248H51V246H49ZM77 247H78V245H77ZM223 247V248H222ZM235 247V248H234ZM20 248V249H19ZM23 250H22V249ZM25 248H26V250H25ZM169 248H171V247H169ZM168 248V249H169ZM185 248L187 249V247L185 246ZM254 248H252V249H254ZM11 249H12V251H11ZM27 249H28V251H27ZM78 249V248H77ZM151 249H152V251H151ZM201 249V248H200ZM19 250V251H18ZM24 250H25V252L27 251V253H25L24 252ZM79 250H81V251H79ZM216 250V251H215ZM223 250V251H222ZM8 251V252H7ZM10 251V252H9ZM14 251V252H13ZM16 251H18L19 253H17ZM31 251V252H30ZM75 251H76V249H75ZM82 249L81 248H79L78 249V251H76V253H75V255L81 260V259H85V260H87V259H89V261H95L96 260V258H95V254L94 253H90V252H85V253H82ZM143 251V252H142ZM252 251V250H251ZM11 252H13V253H11ZM16 252V253H15ZM167 252V253H166ZM170 252V253H169ZM207 252H210V254L209 253H207ZM29 253V254H28ZM67 253V251L64 253V255ZM30 254V255H31ZM34 254H35V251H34ZM171 254V255H170ZM203 254V255H204ZM21 255V256H20ZM23 255V256H22ZM74 255V256H75ZM85 255H86V257H88L87 259L86 258H84L85 257ZM88 255V256H87ZM148 255V256H147ZM169 255H170V257H169ZM76 256H75V259H77L76 258ZM172 256V257H171ZM1 257V256H0ZM163 257V258H162ZM174 257H175V259H174ZM213 257V258H212ZM1 258H3V256L1 257ZM32 258H34V255H32ZM95 258V259H94ZM143 258V259H142ZM167 258V259H166ZM189 258V259H188ZM196 258H198V257H196ZM222 258V259H221ZM4 259V258H3ZM54 259H56L57 260V258L55 257V258H53V259H51V261H55ZM78 259V260H79ZM117 262L119 263V264H124L123 263V261L121 260V258L119 257V256H117ZM145 259L147 260V261H145ZM177 259V260H176ZM185 259V260H184ZM224 259V260H223ZM234 259V260H233ZM11 259H8V262L10 261ZM165 260V261H164ZM188 260V261H187ZM229 260V261H228ZM14 261V260H13ZM15 262V261H14ZM175 262V263H174ZM223 262V263H222ZM16 263V262H15ZM14 263V264H15ZM229 263V264H230Z\"/></svg>","mask_w":264,"mask_h":264}]
</instances>
